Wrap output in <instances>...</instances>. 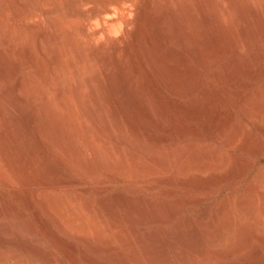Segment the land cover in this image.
<instances>
[{
    "label": "rangeland",
    "instance_id": "rangeland-1",
    "mask_svg": "<svg viewBox=\"0 0 264 264\" xmlns=\"http://www.w3.org/2000/svg\"><path fill=\"white\" fill-rule=\"evenodd\" d=\"M25 1H27L29 3H26ZM148 1L149 0H125L124 2H122V0H118V4L114 5L112 7L110 14L109 13L103 14V15L98 16L99 17L98 18V17H94L93 14L95 12H98L106 4V0H96V1L92 0L91 2H90V0L89 1L84 0V2H83V0H76V1H74V0L73 1L72 0H70V1L69 0H39V1H37V0H0V7H1L0 8V21H2L4 23V24L2 22L0 23V31H1L0 32V125L3 124V126H2L3 128L2 127H1L2 129L0 128V144H1L0 145V169L2 168L0 171V178H1L0 179V257H1L0 258V261H1L0 264H83L84 262H85L84 264H97V263L103 264V261L101 262L100 260H104L105 261L104 264H143V263L144 264H184V263L187 264L188 262L190 264H196L195 260H197V258L200 260V261H197V264H201V263L203 264L204 261H205L204 264H224L226 262L225 260H228V262L230 264H246V263L247 264H256L259 262V260H262V262H260V264H264V262H263L264 261V248H263L264 247V244H263L264 243V201H263L264 196L261 197V195H264V186H262V184L264 185V182H263L264 178H262V177H264V169L262 170V168H264V147H263L264 146L263 145L264 144V131H263L264 129H262V127H261L262 124H264V118H263L264 117V106H263L264 105V102H263L264 95H262V93H264V91L261 92V89L264 90V88H263L264 87V73H263L264 72V60H263L264 58H262V57H264V38H262V36L264 37V0H151V2L150 1L148 2ZM21 2H22V4H21ZM145 2H147V3H145ZM69 3H70V6H72V8L69 7ZM80 3H81V5H80ZM5 4H6V6H5ZM141 4L142 5L144 4V5L142 6ZM145 4H147L148 6ZM2 5H3L4 9H2L3 8ZM10 6H11V9H10ZM130 6H132V7H130ZM73 7L75 8V11H73L74 10ZM139 7H143V8H139ZM52 8H54V9L51 10ZM1 9L4 12H2ZM88 9H90V10L88 11ZM83 11H86L87 14L83 13ZM130 11H132L131 12L132 14L130 13ZM39 12H42V13L40 14ZM134 12L137 14H135ZM111 14H112V16H111ZM135 16H136V18H135ZM133 17L135 19H133ZM98 20H99V24L97 22ZM20 21H21V23H20ZM104 22H107V23H104ZM117 22H119V23H117ZM109 23H111V24H109ZM135 23L138 24V25L136 24L138 27L135 25V28L137 27L138 31L139 30L145 31V32L142 31L143 34H142V32H137V30L134 28ZM139 23H140V25H139ZM117 24H119V26H117ZM109 25H111V26H109ZM131 30H133L134 32L132 33ZM153 30H156L157 34ZM160 30H163L161 32H164V33H160ZM200 30L202 33L200 32ZM211 30L213 33L210 32ZM223 30H225V31H223ZM227 30H230L233 35L230 33V31L228 32ZM233 30H235L236 32L233 33ZM237 30H239V31H237ZM247 30L249 32L247 34L248 36L245 34V33H247ZM52 31H53V35L55 34L54 36L50 33ZM110 31H111V33H110ZM148 31L150 34L147 33V37H146V32H148ZM151 31L154 32L152 34V36H151ZM167 31L170 33L173 31H175V32L171 33L173 35H170V33H168L166 35ZM176 32L177 33L179 32V34H180V35L178 34L179 37L177 35V38L175 35ZM192 32H194V33H192ZM238 32H239V34H237ZM259 32L262 33V35L259 34ZM136 33L137 34L139 33V35H137ZM210 33L213 34L211 37L213 41L209 38L211 35ZM133 34H134L133 37L135 39L132 38ZM141 34L145 38L142 37ZM222 34L224 37L222 36ZM228 34H231L232 36L231 35L228 36ZM235 34L237 36L236 41L233 38V37L236 38ZM153 35L156 37V39L151 38V37H154ZM157 35L159 37H157ZM163 35H165L168 38L164 37ZM203 35H204L203 39H208L207 41L205 40L207 42V45H205L206 42L202 38L201 39L203 41L200 40V37H203ZM260 35H261V37H260ZM43 36L46 37V39H47L45 41V38H44V52L41 50V47H40V41L41 40H39V39H42ZM136 36L137 37L140 36L142 40L140 39V37L137 39ZM149 36H151V37H149ZM217 36L218 37L221 36V37L217 38ZM49 37H50V39H49ZM53 37L55 38L56 43H55ZM197 37H198V39H197ZM225 37L226 38L230 37V39L227 38V40H226ZM147 38H148V40L146 41ZM160 38L162 39V41ZM231 38L233 40H231ZM239 38H241V39H239ZM243 38L247 39V40L244 41ZM255 38H257V39H255ZM143 39L146 41L145 43L143 42ZM166 39H167V41H166ZM221 39H224V41L222 40V43H223L222 45L220 44ZM73 40H74V44L72 45L71 43L73 42ZM156 40H157V42H156ZM168 40L170 41V44L168 43L169 42ZM225 40H226V42H228L227 45H226ZM159 41H161L160 46L158 45L160 43ZM174 41L176 42V45L178 47L180 44V48H176L177 46L175 45ZM208 41L210 42V44H208L209 43ZM246 41L249 43H247ZM140 42H142L141 45H139ZM150 42L151 43L156 42L155 44L157 46L154 45V43L150 44ZM233 42H235L234 44H236V42L238 43L237 45H238L239 50H240V51H238V54L234 50L229 51V48L231 45H233ZM59 43H60V45H59ZM63 43H65V44H63ZM134 43H135V45H134ZM146 43H147V45L148 44L149 45L147 46ZM57 44H58V46H57ZM142 44H143V47H142ZM163 45H164V47H163ZM208 45H210L211 47L210 46L208 47ZM216 45L219 47H216ZM153 46H154V48H153ZM204 46L205 47L207 46V47L204 48ZM254 46H256V48H254ZM47 47L50 49H47ZM144 47H146V48H144ZM147 47L153 48V49L148 50ZM77 48H78V52L82 53V54H80V55L78 54V52L76 51ZM94 48H96V49H94ZM130 48H131V51H130ZM159 48H160V50H159ZM207 48H209V49H207ZM211 48H216V49L214 50ZM220 48L226 49L228 55L230 54L229 59H228V62L229 61L230 62L227 63L228 65H225L224 62H223L224 64L221 63L222 61H217V62L215 61L216 64H214V61L213 62L210 61L214 58L213 55H216L215 51L216 50L218 51ZM57 49H60L62 53L65 52L64 53L65 55H62V58H61V60L63 59L65 62L63 60L60 62L59 69L54 74L50 70V66H49L50 61L49 60L53 59L55 57V53H57V51H58ZM141 49L142 50L144 49V51H145V49H147V51H149V52L151 51V54H149L151 57L149 55H147L148 54L147 51H145L144 53H146V54H144ZM196 49L198 51H196ZM140 50H141V53H140ZM212 50L214 52H212ZM243 50L246 52L247 55L245 54V52H244V55L242 54ZM125 51H126V53H125ZM137 51H139V52H137ZM157 51L160 52L159 58L157 56L159 54ZM182 51H184V54H182V53L181 54L183 56L185 55L186 58L183 56H180L181 54L179 52H182ZM241 51H242V53H241ZM249 51H252V52H249ZM162 52H164V53H162ZM198 53H199V55H198ZM232 53H233V55H232ZM45 54H46V56H45ZM76 54H78L80 57ZM101 54L103 56H101ZM136 54L138 55V57ZM205 54L207 55V57L209 54H211V56L209 55L210 56L209 58H211V59L210 60L206 59L207 57H204V56H206ZM250 54H252V56L253 55H255V56L250 57ZM114 55H115V58H114ZM152 55L156 56V58H153ZM261 55H262V57H261ZM104 56H106L107 58ZM141 56H143V57L141 58ZM244 56H245V58H244ZM246 56H247V58H246ZM256 56H257V58H255ZM198 57L200 59L203 57V59H204L203 64H202V62H203L202 59L200 60ZM131 58L133 59V61L129 60ZM138 58H139V60L142 61L141 65H140L141 61L137 62ZM177 58H179V59H177ZM252 58H254V59H252ZM153 59H155V60L153 61ZM190 59L192 60V63L195 62L194 63L195 65L194 64L192 65ZM230 59L233 61H231ZM70 60L72 61V64L70 63ZM114 60H115L116 64L114 63ZM145 60H146V62H145ZM179 60H180V62H178ZM193 60H194V62H193ZM148 61H150V62L148 63ZM168 61H169V63H168ZM132 62H134V63L132 64ZM151 62H154V66H152L153 63H151ZM182 62H184V64ZM188 62L191 64H189ZM260 62H261L262 66L260 65ZM67 63H68V66L66 65ZM46 64L48 65V67ZM148 64H150V65L148 66ZM174 64H176V65H174ZM186 64L188 65V67ZM117 65H118V67L116 68ZM189 65H191V67H190L191 70L190 69L187 70L189 68ZM223 65H225V66H223ZM143 66H145V67H143ZM150 66L153 68H151ZM179 66L182 67L183 71L181 70V68ZM192 66H193V68H192ZM201 66H202V68H203V66L206 67L207 70H206V68H204L205 70L203 69V71H202ZM197 67H199V69H197ZM251 67H252L253 71L255 70L254 71L255 73L253 71H251L252 70ZM171 68H176L175 69L176 72H174L175 70L171 69ZM244 68H246V69H244ZM115 69H117V71L120 69L119 72L121 74L119 72H117ZM139 69H140V71H139ZM193 69H194V71H193ZM144 70L145 71L147 70V71L145 72ZM155 70L158 73H156ZM160 70H162V71L160 72ZM108 71H109V73H108ZM164 71L168 72L170 74V76L172 75L176 78L179 77L178 78L179 81L184 79V78H186L184 81H186V80L188 81L190 79L188 82L186 81V83H190V85L186 84V86H191V84L195 82L194 80L197 77L196 81H198L197 84H199V87L197 86L196 82H195L196 85L192 84L193 86H191V87H194V90L192 93L188 87H185L183 85V91L186 94L184 93V95H183L182 89H180L181 92L180 91L179 92L181 95H179V96H180L181 100H180V105H179L178 104L179 101L174 99V97H172V96L170 97L169 93L166 92V94H165V92L162 91L161 86L159 85V81H158L159 76L160 75L165 76L166 73H164ZM206 71L208 73L209 72L210 73L205 75ZM246 71L248 73L247 76H246ZM113 72H114V74H113ZM152 72H154L155 75ZM188 72H189V74H188ZM194 72H196L198 74L196 75V73H194ZM118 73L122 77L118 76L117 75ZM184 73L186 75H184ZM213 73H215V75ZM30 74H31V76H30ZM169 74H166V75H169ZM24 75H26V76H24ZM33 75H35L34 78H33ZM111 75L112 76L114 75L113 76L114 78ZM129 75H130V77H125V76H129ZM147 75L148 76L151 75V77L149 78ZM192 75H194L195 77ZM234 75H236V76H234ZM22 76H24V78H22V79H25V78L27 79L26 81L23 80L26 83V84L24 83L25 86L24 85L23 86L26 88L27 85H29L26 89L23 86H22V88H20L18 86L19 84L17 83V82H20L22 80V79H20V81L18 80ZM92 76H93V78H92ZM97 76L102 81H99V79H97ZM123 76L125 78H127V80L122 79ZM240 76H242V79L244 81L241 79ZM253 76L255 78H253ZM193 77H194V79H192L193 80L192 81L191 78H193ZM232 77H234V78H232ZM87 78H89V80L92 78L91 81L89 82V83H91L92 86H90V84L88 83L89 80ZM235 78H236V81L233 80ZM250 78H253V79L251 80ZM120 79H122V80L120 81ZM144 79H145V81H144ZM231 80H233V81H231ZM122 81H124L123 85H121ZM241 81H243V82H241ZM99 82H100V84H99ZM129 82H130V86L132 89L128 88V87H130ZM247 82L250 83L249 86H247L248 84L246 85ZM251 82H252V84H251ZM253 82H254V84H253ZM16 83H17V85H16ZM33 83L35 85H33ZM227 83H228V85H227ZM103 84H104V86H103ZM115 84L118 86L120 85L119 86L120 88L118 87V90H117V86ZM224 85H225V87H227V89L224 87ZM242 85H244V86H242ZM57 86H58V88H57ZM73 86H74L75 90L77 89L80 91V99L82 102L80 100H78L76 93H75V95L73 94L74 93ZM125 86L127 87V89H130V90H127L125 88ZM195 86L197 87L198 91H195L196 90ZM235 86H236V89H234ZM220 87H222V88H220ZM243 87H244V89H243ZM23 88H24V90H23ZM91 88L93 90L92 92H91ZM140 88H142L141 89L142 91H140ZM187 88H188V92H187ZM18 89L21 91V93H18V91H19ZM64 89H66V90H64ZM67 89H68V91H67ZM103 89H104V91H103ZM241 89H242V91H241ZM255 89H256V93H254V95H253V92H255L254 91ZM1 90L2 91L5 90V91L2 92ZM62 90H64L65 92ZM137 90H138V92H137ZM226 90H228V91H226ZM116 91L117 92L120 91L121 93H124L125 96L128 94V98L126 96V99H125V96L123 94L120 95L121 97L119 98V94H121L120 92L118 93V99L115 98V97H117ZM229 91H231V93ZM103 92H105L106 95ZM126 92H128V93H126ZM197 92H202L203 94L201 93V95L203 97L202 96L200 97V93H197ZM16 93L19 95L21 94L20 97L23 96L22 97L23 99H21L19 97V95H17ZM62 93H64V95L67 96L66 98L69 99V100H67L69 102L68 105L70 104L69 106H71L73 104L71 106V111L76 110L77 112L75 111V112H72V114H70L68 112L69 110H67L68 108L65 105L63 106L64 103H62L63 102L62 101L63 100ZM112 93H113V95H112ZM130 93H132V95H134V94L136 95V96H134V99H131V98H133V96H131ZM137 93H138V96H137ZM191 93H192V95H191ZM204 93H205V95H204ZM246 93L249 95L246 96ZM94 94L98 95L99 97L101 96L100 97V102H101L100 106L97 105L95 98H93ZM197 94H198V96H197ZM208 94L210 97L207 96ZM231 94H232V96H231ZM255 94H257V95H255ZM1 95L3 96V98ZM102 95L103 96L105 95L108 99H106L105 96L103 99ZM164 95L167 96L168 99ZM261 95L263 97H261ZM185 96H187V97H185ZM190 96H192V97L190 98ZM204 96L206 97V99ZM182 97L185 98V101ZM213 97H215V98H213ZM195 98L198 101L195 100ZM232 98H233V100L235 98L234 101L236 104L234 103V101H232ZM257 98H259V99H257ZM119 99L123 100L124 103H122V101H120ZM216 99H217V101H216ZM238 99L240 102H237ZM253 99L255 100V102ZM256 99L258 100L259 104L257 103ZM260 99H261V101H260ZM108 100H110V103L108 102ZM130 100H131V102H130ZM137 100H138V102H136ZM7 101L10 103V105H8L9 103ZM174 101H176V102L174 103ZM192 101H193V103H192ZM229 101H231V102L229 103ZM79 102H81V104H83V105H80L82 107H79V104H80ZM45 103H47V104H45ZM128 103L130 105H128ZM142 103L144 106H142V108H141ZM186 103H188V104H186ZM200 103H202V104H200ZM238 103H241V104H238ZM24 104H26V105H24ZM38 104H40V105H38ZM42 104H43V106H42ZM110 104H112V105H110ZM122 104H123V106L125 105L126 108L121 107ZM135 104H138V105H135ZM252 104H254V105H252ZM12 105H13V107H15L14 110H13ZM87 105H88V107H87ZM119 105L121 108L118 107ZM235 105H237V106H235ZM241 105H242V107H241ZM243 105H245L247 107L245 108V106H243ZM250 105H252V106H250ZM260 105H262L263 107L260 108L261 107ZM47 106L49 109L45 112V110L47 109ZM83 106L86 108L87 111H90V109H92V111L94 110V112L97 115V122L94 123L96 125H94L93 120L85 114V112H84L85 108H83ZM136 106H140V108L136 107ZM174 106H177V107H174ZM179 106H181V108ZM184 106H185V110L183 108ZM8 107H9V109H8ZM29 107L34 112L30 111L31 109H29ZM132 107L134 108L133 110H132ZM199 107L201 110L199 109ZM23 108H26V109H23ZM35 108H38V109H35ZM50 108H52V109H50ZM113 108H114L115 114L114 113L112 114ZM122 108H124V109H122ZM241 108H243L244 110H241ZM125 109H127L126 111H128V112H130L132 110L130 113V115L131 114L132 115L129 116V113L126 111L122 112V110H125ZM140 109H141V111H140ZM206 109H208V111H207L208 113L206 112ZM249 109L250 110L252 109L251 110L252 112ZM15 110H17L18 113ZM20 110H21V112H20ZM24 110H28L29 112L26 111V113H22ZM35 110L37 112L39 111L38 117L36 116L38 114L36 113ZM42 110H44V111H42ZM50 110H52V111H50ZM100 110L104 111V113ZM181 110H183L185 112L184 113V115L186 114L185 117L183 116V111H181ZM133 111L135 114L133 113ZM177 111H179V112L177 113ZM187 111L189 113H186ZM194 111L196 113V116L194 115L195 114ZM201 111H202V113H201ZM245 111L247 112V114L249 113L252 115L248 114V116H247V114L244 113ZM42 112H43V114H42ZM47 112H49V113H47ZM51 112H53L52 114L54 116L56 115L55 117H53L55 120L52 118ZM197 112H200L201 115H200V113H197ZM223 112H226V113H223ZM261 112H263V115H260ZM10 113L11 114L14 113V114L10 117V115H9ZM32 113L33 114L35 113V114L33 115ZM73 113L75 115H73ZM209 113L211 115H208ZM220 113H222L221 115H224L223 116L224 119H226V116H227L226 121L224 119H222V116H220ZM24 114L28 115L27 117H29V118H31V117L33 118V119L32 118L31 119L34 121V123L37 124L36 130L40 131V134L44 133L43 136L45 138L47 137V139L49 141L52 140V143L50 141V143L52 144L51 150L53 149V147L54 148L57 147L60 149V146H62L61 149L60 150H58L57 148H56V150L53 149V151L50 152V155L48 154L49 152H45V150H43V148L40 147L41 145H39L40 143L38 142L36 136L34 135V133L31 130V128H28V126L26 125V123L24 121L26 116ZM30 114H32V115H30ZM50 114H51V116H50ZM59 114H61V115L59 116ZM67 114H69L70 116H68ZM103 114H104V116H103ZM143 114H145V115H143ZM202 114H205L207 116L204 115L202 117ZM14 115L15 116L17 115V116L14 117ZM111 115H115V117L111 116ZM151 115H152V117H151ZM190 115L193 116V119H194V117L198 118L200 115L199 118L202 117V119L201 120L200 119L199 120L194 119V121H195L194 122L191 119ZM49 116L51 119L49 118ZM125 116H127L126 118L128 120H126ZM135 116H136V118H135ZM211 116H212V118H211ZM232 116H234V117H232ZM147 117H149V118L147 119ZM16 118H17V121H16ZM38 118H40V119H38ZM56 118H58V119L56 120ZM70 118H72V119H70ZM145 118H146V121H145ZM152 118L155 120V122L158 120L160 127H159V125H157V122L155 123L153 121ZM182 118H184V119H182ZM217 118L218 119L221 118L220 121ZM228 118L232 119L234 122H232ZM19 119H21L22 122H20L21 120H19ZM210 119H212V123L210 122ZM214 119H216V121ZM260 119H262V121H260ZM6 120H8V122ZM18 120H19V122H18ZM39 120L40 121L42 120L41 121L42 123ZM73 120L75 121L76 124H78L77 125L78 127L76 125L75 126L72 125V123L75 124ZM117 120L120 123L121 129L120 128L118 129L114 126L113 131H112L113 134L111 133L112 135H114V136H112V138L114 137L112 140L110 137L111 136L110 133L103 132L102 130H99V128L101 129V126H103L106 122H109L110 124L113 123L115 125ZM178 120L180 123L177 122ZM184 120H186L184 123L185 126L183 125ZM202 120H204V122ZM56 121L60 122V124H61L60 131H57L59 129L56 127V125H54V124H56ZM112 121H114V122H112ZM198 121H201L202 123L201 122L200 123L202 125H200ZM217 121H219L221 123H219ZM229 121H231V123H233V124H230ZM5 122H6V124H5ZM149 122H151V123H149ZM222 122L225 124L228 123L227 126L224 125ZM255 122H256V124H255ZM7 123L10 124L8 127L6 126ZM24 123H25L24 126H27V129H30V130H27L28 132L23 130V128L26 129V127H24L22 125ZM186 123H188V124H186ZM208 123H209V125H208ZM52 124L54 125V127H56L55 129H54V127L51 126ZM153 124L156 126L153 127ZM190 124H191V126H190ZM211 124L213 125V127ZM217 124H218V126L222 125L224 127H222V126L218 127ZM41 125H44V127H42ZM84 125H85V127H84ZM99 125H101V126H99ZM204 125H205V127H204ZM229 125H231V126H229ZM232 125H235V126H232ZM163 126L169 127V129L168 128L166 129ZM172 126H174V127L177 126L176 128L178 129V131L180 130L179 133H176L177 132L176 129ZM189 126L193 127V128H189ZM194 126L198 128L200 133H196V132H198V130L197 129L195 130ZM240 126H242V127H240ZM74 127H76L77 130ZM161 127H163V128H161ZM171 127L173 128V130L170 129ZM202 127H203V130H205V131L202 130ZM41 128L42 129L45 128V129L42 130ZM222 128H224V129H222ZM231 128H233L234 131H232ZM260 128L262 129L261 130L262 132L260 131ZM9 129L10 130L12 129L14 132L12 130L10 131ZM64 129L67 132H65ZM165 129L167 132L164 131ZM192 129H193V134H192ZM229 129L231 131L230 134H229ZM240 129L242 130L241 133H240ZM8 130L10 131V133H8L9 132ZM15 130H17L16 131L17 134L15 133ZM79 130H82V131H79ZM85 130L87 131V133ZM98 130L101 132L99 133ZM170 130L174 131L176 134L171 132ZM246 130H248V131H246ZM250 130H252L253 133L250 132ZM5 131L7 133H5ZM18 131L20 134L18 133ZM83 131H85L86 134ZM206 131L208 133H206ZM238 131H239V133H238ZM47 132H49V133H47ZM68 132L72 138V141L74 142L72 145H74L75 148L72 147L71 144H67V143H70L69 136L67 135ZM80 132L84 133L85 135H83V134L81 135ZM221 132L224 133L223 136H222V134H220ZM226 132L228 133V135ZM31 133H33V134H31ZM56 133H59V134H56ZM118 133H120V135L123 134L126 137V139H129V140L131 139L133 142L130 140V143L134 144L133 145L134 148L132 146L129 147V145H131L129 143H124V144L118 143L117 141H119V137H120V135ZM245 133H246V136L248 135L247 138L245 137ZM5 134H6V136H5ZM45 134H47V136ZM162 134H163V137L166 138L165 141L163 140ZM177 134H179L180 137ZM249 134H250V136H249ZM18 135H19V138H18ZM59 135H60L61 140L58 139ZM219 135H221V136H219ZM236 135H237V138H234V137H236ZM28 136L31 138H29ZM50 136H51V138H50ZM127 136H128V138H127ZM230 136H232V137H230ZM239 136L242 137V139ZM253 136H254V139L251 138ZM256 136H258V138L260 140H262V142L258 138H257L258 139V142H257ZM34 137H35V140H34ZM53 137L54 138L57 137V139L56 138L53 139ZM85 137H86V139H85ZM136 137L138 140L136 139ZM219 137H222V138L225 137V138H223L222 139L223 141H221L219 139ZM226 137L228 138L227 141H226ZM243 137H244V139H243ZM12 138H15V139L12 140ZM87 138H89V140L91 142L93 141L94 144H92L90 141H88ZM177 138H179V139H177ZM217 138H218V140H217ZM19 139H20V141H17V143L14 142L15 140H19ZM22 139L23 140L25 139L24 142ZM32 139L34 140L33 143L31 142ZM53 140H55V141L57 140V141L55 142ZM114 140H116V141H114ZM233 140L235 142H233ZM239 140H241L242 142ZM59 141H62L65 144V146L63 147L64 144L62 145V142L59 143ZM87 141L90 142V144ZM138 141L140 142V144L142 143L143 146H144V144L149 145V146H144L143 147L144 151H142V147H141L142 145L140 146ZM209 141H210V143H209ZM18 142H20V145H22V146L23 145L27 146V148L24 146H23V148H22V146L19 147L20 145ZM192 142H194V143H192ZM196 142H197V144H195ZM200 142H202V143H200ZM238 142H241V143H238ZM244 142H246V143H244ZM7 143H8V145L9 144L12 145V147L14 149L10 145L8 146ZM21 143H23V144H21ZM53 143H55V145ZM105 143H108V145L110 146L109 151L106 150L105 145H104ZM186 143L187 144L188 143L193 144V145L190 144V146H192L193 148H190L189 144H188V147H186ZM258 143L261 145H259ZM3 144L5 147L3 146ZM34 144L37 146V148H36V146H33ZM91 144H92V147H91ZM114 144H116V146H113ZM199 144H200V147H199ZM212 144H213V146H212ZM242 145L244 146L245 149L248 148L249 151L244 150ZM253 145H254V147H253ZM7 146H8V148L10 147L11 150H10V148L8 149ZM93 146L99 150L98 154L94 153L98 150L92 149V148H94ZM201 146L202 147L204 146L203 148L205 150L203 148H201ZM209 146H212V147H209ZM250 146H251V148H250ZM147 147H149V148L151 147V148L147 149ZM24 148H26V149H24ZM62 148L63 149L66 148V149H64V151H63ZM194 148H195V150L197 149L195 152L198 153L199 157H202L204 155L202 158L205 157V159H202V158L199 159V157L196 155L197 153L194 152ZM256 148H258V149H256ZM20 149H21V151H20L21 153H18ZM146 149H147V151H146ZM201 149H203V150H201ZM251 149H252V151H251ZM253 149H254V151H253ZM14 150L15 151L18 150L17 154H19V156L16 154V152ZM153 150L157 151L158 153L157 152L153 153L154 152ZM183 150H187V151H183ZM198 150H199V152H198ZM207 150L209 152L204 153V151H207ZM210 150H212L211 151L212 153H210ZM9 151H12V152H9ZM23 151H24V153H23L24 156L22 154ZM4 152H6V153H4ZM13 152L15 155L12 154ZM25 152L26 153L29 152V153L26 154ZM65 152H68L69 154L66 153V155H65L64 154ZM120 152L122 153L123 156L121 155ZM143 152L147 153L146 154L147 156ZM183 152H186V153H183ZM57 153H59V155ZM73 153H75V155ZM80 153H81V155H80ZM188 153L189 154L193 153V155L190 156ZM208 153H209V156L206 155ZM215 153H217V154H215ZM10 154H12V155H10ZM76 154H77V157H76ZM182 154H184V155H182ZM186 154H188L189 157ZM194 154H195V156H194ZM210 154H211V156H213V154H215L213 157L214 161H213V159H211ZM67 155H68V157L71 158V160H70V158L67 157ZM157 155H160L161 157L157 156ZM163 155H164V157H162ZM216 155H220V156L217 157ZM130 156L132 159L130 158ZM183 156H184V158H186V157L188 158V159H186V160H188V162L185 159H183ZM8 157L10 160H8ZM73 157L74 158L76 157V158L73 159ZM112 157H114V158H112ZM194 157H195V159H194ZM88 158H89V160H88ZM95 158H96V160H95ZM157 158H160V160ZM192 158H193V161L195 160L199 163L198 164L197 162L194 161L195 166H196L195 168H197V169L200 168V166H197V165H201L202 163L206 162V160H207L206 158H209L208 160L211 159L213 161V162L210 161V164L212 163L211 164L212 167L210 169H208L206 172V173L210 174L209 178L206 177V176H209L208 174L205 173L206 175L203 174L204 176L202 177V173L200 170H199L200 171L199 172L196 169L197 170V173H196V171L190 167V165L194 166V163L192 164V162H193ZM196 158L199 161L196 160ZM217 158H221V159L223 158L224 162L219 163L220 164L219 165L218 162L221 159H219V161L216 162L215 160H218ZM12 159H13V161H11ZM17 159H19L18 161L22 164L17 163ZM25 159H26V162H25ZM53 159H54V161H53ZM62 159H64V160L67 159L71 162H73V160H74V163H75L74 165H77V166H75L74 170L72 171V170L68 169L67 166L64 165L63 162H65V161L64 160L62 161ZM76 159H78V161ZM103 159H104V161H103ZM90 160H94L95 162H97V166L99 168L97 169L98 173L96 172L95 175L99 176V178L98 177L95 178L94 176L90 175L89 168H88V165L86 163ZM97 160H99V161H97ZM116 160H119V163H120V161L126 162L128 167H129V170L132 168L134 169V170L133 169L131 170L134 173L133 176H131L132 172L128 171V169L124 172V174H126L129 178L132 177L131 182L126 181V180H128V177L125 176L124 174H122L123 177H120V179H119V177H118L119 171L115 170V169H117L116 165L118 162ZM132 160H134V162ZM157 160H159L158 163L163 165L162 167L161 166L159 167L158 163H156ZM200 160L201 161L205 160V161L200 162ZM10 161L12 162V164ZM108 161H109V163H108ZM150 161H152L153 163ZM184 161H185V164L187 163L186 167L183 164ZM226 161L227 162L229 161L228 162L229 164ZM249 161H250V163H249ZM104 162H106V163L103 164ZM136 162H138L143 167L142 170H144V172H145V170H147L146 172L149 173L148 171L150 170L151 174L146 175L147 173L145 174L144 172H140L138 170V168L135 167ZM176 162H179V163H176ZM76 163H78V164H76ZM110 163H113V164H110ZM114 163L116 164L115 167H114ZM196 163H197V165H196ZM246 163L250 164V166H248V164H246ZM79 164H81V165H79ZM151 164L152 165L154 164L153 165L154 167ZM181 164H182V166H184L183 168H182ZM210 164L208 167L211 166ZM213 164L215 165L214 167L216 170H213L214 169ZM233 164H234V166H233ZM239 164H241V165L244 164L243 166L245 168L246 167L247 168L245 169L244 167H242ZM82 165H83V167H82ZM109 165H111V167L113 166L115 169L108 167ZM131 165H133V167H131ZM145 165H147V167ZM149 165H151V166H149ZM260 165L262 166L261 169H260ZM18 166L20 167V169H17V168H19ZM48 166H50V168ZM255 166L256 167L259 166V167L256 168ZM23 167H26L27 170ZM78 167L80 168V170H78L79 169ZM103 167L106 169H103ZM174 167H176V168L181 167L182 170L184 169L186 171L180 170L181 173L180 172L178 173L179 168L175 169ZM218 167H219V169H218ZM239 167L240 168L242 167V169L239 170L240 169ZM48 168H49V170H48ZM147 168H150V169L148 170ZM221 168L222 169L225 168V169L222 170ZM153 169L154 170L156 169V171H154ZM173 169H175V170H173ZM232 169L235 171H233ZM5 170H6V172H4ZM16 170H17V172H16ZM82 170L84 172H81ZM171 170H173L174 172ZM209 170H211L210 171L211 173L209 172ZM226 170H228L227 173H226ZM257 170H258V172H257ZM259 170H261L260 171L261 173L259 172ZM19 171L21 173H19ZM42 171H43V173H42ZM77 171H79L78 172L79 174H80V172H81V174L83 173V175L87 174V175H85L87 178H85L81 174H80V176H81L80 177L77 174ZM104 171H106L107 174ZM162 171L165 174L168 173L167 176L165 174H163ZM214 171H216L217 173L216 172L214 173ZM219 171L221 173L224 171V173H226V174H224V173L221 174ZM229 171H230V173H229ZM242 171H243V173H242ZM1 172L2 173L4 172L3 173L4 175H2ZM29 172H30V174H29ZM37 172L39 173L41 179H43V177L47 178V175H48L49 176L47 178L48 180L46 178H44L45 181H43L44 179L41 181L39 175H37L38 174ZM108 172H109L110 176H109ZM136 172L140 173L139 174L140 176ZM155 172H157V173L155 174ZM184 172H185V175H184ZM218 172H219V174H218ZM256 172L259 173L260 175L255 176L257 174ZM66 173H69V174H66ZM141 173H143L144 175ZM171 173L173 174V176ZM232 173H234V174H232ZM17 174H19V177H17L18 176ZM63 174H66L68 176L63 175ZM88 174L90 175V177ZM116 174L118 176H116ZM161 174H162L163 178H161L162 177ZM170 174L173 177V180H172V177L169 176ZM5 175H7V176H5ZM15 175H17V176L15 177ZM21 175H23V176H21ZM31 175H32V177H31ZM137 175H138V178H135V176H137ZM175 175L178 177V179H176L177 177ZM195 175H197V176L200 175L201 177L200 176H198V177H200L201 179L196 178L197 179L196 180L195 177H197V176H195ZM217 175H219L221 177L218 176V178H216L215 176H217ZM224 175H226V176H224ZM111 176H113L114 179ZM115 176H116V178H115ZM143 176L145 179L143 178ZM153 176H154V178H153ZM164 176H166V177H164ZM211 176L213 177L214 180L212 179ZM6 177H9L10 179L8 178V180H7ZM21 177L22 178L24 177V178L20 179ZM74 177L81 178L82 181L85 182L84 185L85 184L88 185L87 187L85 185L86 190L81 191V187L75 183L73 184V186L71 185L72 183L67 186L66 180H68V183H69L72 181V179ZM192 177H193V179H192ZM225 177H227V178L225 179ZM256 177L261 178V179H256L257 182H261V183L257 184L256 180L253 181V179ZM25 178H28V179L25 180ZM62 178L65 179V180L63 179L65 181V183H63L64 181H62ZM94 178H95V180H94ZM123 178L124 179L127 178V179L124 181ZM169 178H170V180H169ZM101 179H102V182H100ZM166 179H167V181H166ZM190 179H192L193 181ZM202 179L205 180V181H203L204 183L200 182V181H202ZM211 179L213 180L212 182L214 184L211 183ZM21 180H23V181L25 180L27 183L23 182ZM69 180H71V181H69ZM91 180L92 181L94 180L93 182H95V183H92ZM206 180H209V181H206ZM260 180H262V181H260ZM13 181H16L15 183H13L14 185L12 184ZM28 181H30V182H28ZM191 181H192V183H191ZM19 182H20L19 186H21V187L18 186ZM103 182H105L104 185H103ZM106 182H108V183H106ZM197 182H199V183H197ZM205 182L206 183L208 182V183L205 184ZM22 183H23V186H22ZM25 183H26V185L28 184L27 187H26ZM90 183L95 184V185H92ZM99 183H101V184H99ZM187 183L189 185H184ZM252 183L255 184L256 186L260 185L259 188L257 187L258 190L256 189V186H254ZM35 184H36V187L33 186ZM61 184H64L65 186L61 185ZM204 184L207 185L208 187L205 186ZM251 184L253 185V187H251L252 186ZM6 185L8 188H6ZM74 185H77L76 186L77 188H75ZM100 185L103 187V189L100 190V193H102V194H100L99 190L97 189L98 187H100ZM193 185H195V186L197 185L198 187L197 186L194 187ZM202 185L205 188H203ZM29 186L31 188H29ZM40 186H41V188L43 187V189L44 188L46 189V190L45 189L43 190L40 188L45 193V194H43L44 197H47V199H49V201H51V202H53V200H54V202H56V200L58 201L56 204L53 202L55 208H56V206L58 208H61V209L64 208L63 210H61L62 211L61 215H63V220L64 219L66 220L65 223H66V225H68V226H66L67 228L66 227L61 228L58 225H56L57 223H55L52 219H49L51 217L49 216L48 212L46 211V209L43 205L44 203L42 202V204H41L40 201H37L36 199L31 197V196H33V194H35V191H36V193H38V190H40L38 188ZM48 186H49V188H48ZM62 186H64V187H62ZM261 186L263 187V189H261ZM107 187H109V188H107ZM13 188H14V190H11ZM26 188H28L29 191H28V189L26 190ZM32 188L38 189V190H34ZM51 188H54V189H51ZM254 188L257 191L254 190ZM17 189H18V191H17ZM87 189L88 190L90 189L88 191L89 194H87ZM31 190H33L34 193ZM41 190L39 191V193L42 194ZM95 190H97L96 194H95ZM251 190L253 191V193ZM13 191H14V193H13ZM22 191H23V193H22ZM63 191H64V193H63ZM16 193H18L19 197L17 196ZM21 193L23 194L24 198H23ZM29 193H32V194L30 195ZM75 193H78V194H75ZM24 194L25 195L27 194L29 196V198H27L28 200L26 199V197H28V196H25ZM46 194H47V196H46ZM110 194L111 195L113 194L112 195L113 198L119 197L121 200H123V201L125 200L122 204L123 206L122 205L121 206L120 205L115 206L114 215L112 212H109V210H106L107 208L104 209L105 206H103V204L101 203V200H99V198L102 199L104 197L105 198H112ZM115 194L117 197L115 196ZM118 194H121V196ZM20 195L22 196V198ZM55 195H58L57 196L58 198L55 197ZM76 195L77 196L80 195V197L78 198V197H76ZM106 195L110 196V197H107ZM127 196L129 199L126 198ZM249 196L250 197L256 196L255 199L256 198H258V199L252 200V198H250ZM59 197H60V199H59ZM70 197H72V198H70ZM73 197L76 199V201ZM122 197H123V199H122ZM248 197L250 198L249 199L250 201L248 200ZM30 198H32L33 203H32ZM69 198L71 200H69ZM29 199H30L31 203L29 202ZM96 199H98V200H96ZM243 199H245V200H243ZM246 199H247V201H246ZM26 200H27V202H26ZM129 200L131 201L132 204L130 203ZM240 200L242 201V203H244V204H242L243 206L241 205ZM65 201H66V204H65ZM71 201H73V202H71ZM98 201L102 205L100 203H97ZM67 202H68V205L70 204V206H69L70 211L75 207V205L77 206L74 208V210L71 211V213H73L75 211L74 214L76 217H78V219L75 222H72L71 224L67 221L72 216V214L69 215L70 211H68L69 207L67 206ZM84 202L87 204V205H83L84 209H86L88 207L87 210H84L82 208V203L85 204ZM259 202L262 204H260ZM27 203H28V205H27ZM90 203H92V204H90ZM96 203H97V208H96ZM137 203H139V204H137ZM154 203L158 204V205H155ZM256 203L259 204L258 205L259 208H258V206H256L257 209H255L256 208L255 205H257ZM32 204H33V207H32ZM135 204H137V206ZM142 204H144V205H142ZM246 204H248V205H246ZM89 205H91V206H89ZM244 205H246L247 207ZM38 206H39V208H38ZM152 206H153V208H155L154 212H152L153 211ZM90 207H91V210H90L91 213L89 212ZM98 207H102V208L99 209ZM140 207H141V209H140ZM35 208L37 210L39 209L40 211H37ZM171 208L174 210L172 211ZM252 208H253V210H252ZM29 209H31V210H29ZM78 209H80V212L82 213L81 215L80 214L77 215L78 213H80L78 211ZM145 209H147V210L145 211ZM202 209L204 212H206V214H204V212L201 211ZM205 209H207V210L205 211ZM97 210H98V212H97ZM104 210L108 211V212L105 211L107 215H105ZM143 210H144V212H143ZM164 210H165V212H164ZM240 210H243V211H241L242 214H239ZM246 210L247 211L249 210L251 213H249V214L245 213ZM92 211H93V214L96 215L97 217L94 216L95 217L94 218L93 216L90 215V214H92ZM128 211H131V212H129L130 215H129ZM135 211H137V212H135ZM141 211L143 212V214H145V215H143L145 218L142 216ZM255 211H256V213H255ZM36 212L37 213L40 212L41 214L38 213V215H36L37 214ZM43 212H44V214H43ZM65 212H67V214ZM87 212H89V213L87 214ZM150 212L152 213V215L156 213L157 215L156 214L155 215L157 217L155 215H153L151 217ZM157 212L158 213L161 212V213L158 214ZM243 212H244V214H243ZM64 213H65V218H64ZM97 213L99 216L97 215ZM139 213L141 215H139V217H138L137 214H139ZM224 213L226 216H224ZM231 213H234V214H232L233 217H232V215H230ZM39 214L45 218L41 217ZM219 214H221V215H219ZM253 214H255V215H253ZM84 215H86L85 218H83ZM110 215H112V216H110ZM128 215L130 217H128ZM163 215H165V216H163ZM203 215H204V217H203ZM228 216L230 219H227ZM240 216L244 218V220H245L244 222ZM98 217H100V218L103 217L101 219L105 220L106 223L105 222L103 223V221ZM141 217H142V219L140 220ZM155 217L157 218V220ZM224 217L226 218V222L223 221V223L221 224L222 220L225 219ZM245 217H246V219H245ZM42 218H43V220H42ZM90 218H92L93 220H95L97 218L96 220H98V221H93ZM115 218L117 221L114 220ZM143 218H144V220H143ZM153 218H155L154 219L155 221L154 220L152 221ZM234 218L236 219L235 222L238 221L237 224H235V222L233 221ZM247 218L249 220H247ZM82 219L84 220V223H83ZM145 219L149 220L150 222H148V221L146 222ZM128 220H130V221H128ZM228 220L230 223L232 222L231 224L229 223L230 227H231L230 230H228L229 226H227ZM39 221H41V222H39ZM45 221H47L48 223ZM142 221L145 225L142 223ZM248 221H249V223H248ZM81 222H82V224H81ZM95 222H98L99 225H97L98 223L95 224ZM218 222H220L221 226ZM46 223H47V225H45ZM92 223H93V226L97 225L98 227L93 228ZM1 224H3V225H1ZM104 224H106L107 226ZM225 224H226V227H225ZM232 224L233 225L235 224L234 227ZM238 224L240 225L239 227H238ZM27 225L29 227H27ZM42 225L46 226V227L49 226L51 232L53 229L55 232L51 233L50 230H48L49 227H48V229H46V227L44 228ZM76 225H79V227L77 226L78 227L77 228ZM111 225L112 226L114 225V226L112 227ZM222 225L226 229L224 227H222ZM236 225H237V227H236ZM241 225H243V226H241ZM51 226H52V228H51ZM73 226H74L75 230H74ZM81 226H83V228H81ZM4 227H6V228H4ZM53 227H56V228H53ZM159 227H162V228H159ZM243 227H245V228H243ZM88 228H89V230H88ZM105 228H107V230L104 231V233H103L102 231ZM181 228H183L184 230L182 231ZM67 229H70V230H67ZM80 229H82V230L80 231ZM95 229H97V232H95ZM143 229H146L147 231L143 230ZM170 229H172L171 230L172 232L169 231ZM218 229L219 230L224 229L225 232L223 230L219 231ZM8 230L11 231V234L9 233ZM98 230H100V231H98ZM216 230H218V231H216ZM69 231H72V233H70ZM86 231H87V233H84ZM108 231H110V232H108ZM148 231H149V233H147ZM176 231L179 234H177ZM78 232H80L82 236L80 237V235H79L77 238L76 235ZM100 232H102V234ZM150 232H151V234H150ZM216 232H217L218 236L216 235ZM218 232L219 233L223 232L224 234H227V236L229 238L222 233V235L225 237L224 239H226L227 241L224 240L222 238L223 236L221 237V235ZM16 233L18 234V236L21 235L20 238L23 239V241L21 239H19V237L17 236ZM73 233L75 234V236ZM80 233H78V234H80ZM90 233L92 235L91 239L89 236ZM123 233H124V235H121ZM170 233H171V235H170ZM175 233L177 235L176 238H175V236H176ZM184 233L186 234L185 236H183ZM229 233L233 235L232 239L230 238L231 235H229ZM100 234L103 236H100ZM84 235L85 236L87 235L91 241L90 242L87 241L83 237ZM117 235H118V237H117ZM120 235L122 236V238ZM178 235H180V236H178ZM214 235L217 236V237L215 236V239H213L215 241H213L211 239V238H214L213 237ZM9 236L12 237L13 239L9 238ZM60 236L61 237L66 236L64 238H66L65 240H67V241H61V240H64V238H61ZM95 236H96V238H95ZM171 236H173V237H171ZM31 238L33 239L32 241L30 240ZM118 238L120 241L118 240ZM76 239L78 242H75ZM104 239L106 240L107 243L104 242L105 241ZM123 239H126V241H124ZM142 239H144V240H142ZM221 239L223 240V242L220 241ZM229 239H231V240H229ZM13 240L15 243L13 242ZM34 240L35 241L40 240L39 241L40 243L37 241L38 244H36V242ZM154 240H156V242L158 241L160 245H158V242L157 243L155 242V244H154V242H153ZM174 240H176V241H174ZM182 240L184 243L182 242ZM186 240H188V241H186ZM141 241L142 242L145 241V242H143L144 244ZM177 241H179V242H177ZM224 241L227 243L223 244ZM228 241H229V244H228ZM232 241H234V242L232 243ZM102 242L104 243V245H102L103 244ZM110 242H113L114 244H112ZM131 242H132V244H131ZM28 243H30V244H28ZM33 243H34V245H33ZM72 243H73V245H75L74 246L75 248L73 247V245H71ZM80 243H82V244H80ZM88 243H90V245ZM234 243L235 244L237 243L236 247L234 246ZM240 243H242V244L240 245ZM9 244H11V245H9ZM35 244H36V246H35ZM84 244H86V246ZM105 244H108L107 245L108 248ZM196 244H197V246H196ZM206 244H211V245L208 246ZM23 245H25V247ZM31 245H32V247H31ZM110 245L112 246V248ZM228 245H229V247H228ZM239 245H240V247L244 246L243 247L244 249H241L242 247L240 248ZM262 245H263V247H262ZM28 246L31 249H29ZM79 246H81V247H79ZM101 246L102 247L104 246V247L102 248ZM186 246L189 249H187ZM211 246H213V248ZM33 247L36 249L32 250ZM42 247H43V249H42ZM46 247H48L49 249ZM67 247H69V248H67ZM98 247L102 248V251L101 250L98 251V255H97L96 251L99 250ZM209 247H211L212 249ZM216 247H220L221 249L218 248V250H217ZM24 248L26 251L24 250ZM105 248H106V250H105ZM135 248L137 251L135 250ZM153 248H154V250H153ZM237 248H239V251ZM254 248L256 250L258 249L257 252H253V251H255ZM71 249L73 250V252L75 254L72 252ZM87 249H88V251H90V254L96 252L97 257L94 253V254H92L94 256L93 257L91 256L93 259L90 260V257L88 258L87 255H85V254H89V252H87ZM94 249L95 250L97 249V250L95 251ZM149 249H150V251H149ZM158 249H160V250H158ZM161 249H163V251ZM28 250H31V251H28ZM68 250L71 252H69ZM76 250L78 251V253H76L77 252ZM227 250H229V251H227ZM44 251H46V255H43V254H45ZM83 251L84 252L86 251V253H84ZM188 251H189V253H187ZM240 251L242 254H240ZM135 252L139 253V254H137L135 256L134 255ZM191 252L194 254L195 259H193L192 254H190ZM230 252H235L236 254L234 253L235 254L234 255ZM71 253L73 254V256ZM83 253H84V255L82 256ZM99 253H101L100 255L102 257H99ZM110 253L114 254V255L112 256ZM256 253H258L259 255ZM106 254H108V255H106ZM115 254H116V256L118 254V257L119 256L120 257L116 258ZM180 254H181V256H180ZM227 254H228V256H227ZM121 255H124V256H121ZM163 255H164V257H162ZM182 255H183V257H182ZM6 256H9V257H6ZM76 256H78V257L76 258ZM104 256H109V257L111 256L112 259L109 257L105 258ZM195 256H197V258ZM225 256H226V258H224ZM229 256H231V257H229ZM236 256L237 257L239 256V257L237 258ZM252 256H253V259L251 258ZM4 257H6L7 260H4L5 259ZM79 257L82 259L81 261H80ZM83 257H86V259H83ZM113 257H114V259H113ZM121 257H123V258H121ZM206 257H208L211 260V263H209L210 260H208ZM232 257H233V260H231ZM240 257L244 258V260L246 259L247 261L246 260L244 261ZM10 258H13V259H10ZM22 258H23V260L24 259L25 260L23 261ZM28 258H29V260H28ZM98 258H105V259L99 260ZM204 258H206V260ZM8 259H9V262H8ZM221 259H223V262L224 261L225 262L222 263ZM19 260L21 263L19 262ZM87 260H89V261L87 262ZM186 260H188V261H186ZM229 260H231V261H229ZM251 260L252 261L254 260L253 261L254 263ZM95 261H97V263ZM141 261H143V263ZM191 261H192V263H191ZM236 261H237V263H236ZM76 262H78V263H76ZM137 262H139V263H137ZM228 262L226 264H229Z\"/></svg>",
    "mask_w": 264,
    "mask_h": 264
},
{
    "label": "bare ground",
    "instance_id": "bare-ground-1",
    "mask_svg": "<svg viewBox=\"0 0 264 264\" xmlns=\"http://www.w3.org/2000/svg\"><path fill=\"white\" fill-rule=\"evenodd\" d=\"M37 1H39V0H37ZM69 1H70V0H69ZM72 1H73V0H72ZM74 1H76V0H74ZM87 1H89V0H87ZM91 1H92V0H90V2H91ZM95 1H96V0H95ZM124 1H125V0H122V2H124ZM149 1L151 2V0H149ZM149 1H148V2H149ZM25 2H26V3H29V2H27V1H25ZM31 2H32V1H31ZM83 2H84V0H83ZM100 2H101V1H100ZM23 3H24V2H23ZM73 3H74V2H73ZM145 3H147V2H145ZM2 4H3V3H2ZM6 4H7V3H6ZM6 4H5V6H6ZM21 4H22V2H21ZM24 4H25V3H24ZM97 4H98V3H97ZM117 4H118V0H106V4H105V5H104V6H103L98 12H95V13L93 14V16H94V17H98V16L103 15V14H108V13L110 14L112 7H113L114 5H117ZM3 5H4V4H3ZM3 5H2V7H3ZM54 5H55V4H54ZM80 5H81V3H80ZM141 5H142V4H141ZM143 5H144V4H143ZM143 5H142V6H143ZM145 5H147V4H145ZM94 6H95V5H94ZM96 6H97V5H96ZM100 6H101V5H100ZM147 6H148V5H147ZM69 7L72 8V6H70V3H69ZM89 7H90V6H89ZM130 7H132V6H130ZM0 8H1V7H0ZM7 8H8V7H7ZM36 8H37V7H36ZM36 8H35V9H36ZM54 8H55V7H54ZM54 8H52L51 10H53ZM73 8H74V7H73ZM139 8H143V7H139ZM2 9H4V7H3ZM2 9H1V10H2ZM10 9H11V6H10ZM55 9H56V8H55ZM90 9H91V8H90ZM90 9H88V11H89ZM114 10H115V9H114ZM73 11H75V8H74ZM91 11H92V10H91ZM115 11H116V10H115ZM2 12H4V11L2 10ZM45 12H46V11H45ZM126 12H127V11H126ZM131 12H132V11H130V13H131ZM138 12H139V11H138ZM39 13L41 14L42 12H39ZM83 13H86V11H83ZM113 13H114V12H113ZM134 13H135V12H134ZM86 14H87V13H86ZM90 14H91V13H90ZM131 14H132V13H131ZM135 14H137V13H135ZM135 14H134V15H135ZM115 15H116V14H115ZM128 15H129V14H128ZM134 15H133V16H134ZM4 16H5V15H4ZM111 16H112V14H111ZM130 16H131V15H130ZM80 17H81V16H80ZM98 18H99V17H98ZM135 18H136V16H135ZM135 18L133 17V19H135ZM136 20H137V19H136ZM1 22H2V21H0V23H1ZM97 22H98V24H99V20H98ZM138 22H139V21H138ZM2 23H3V22H2ZM20 23H21V21H20ZM104 23H107V22H104ZM117 23H119V22H117ZM3 24H4V23H3ZM98 24H97V25H98ZM109 24H111V23H109ZM136 24H137V23L134 24V28H135V25H136ZM9 25H10V24H9ZM9 25H8V26H9ZM137 25H138V24H137ZM137 25H136V26H137ZM139 25H140V23H139ZM109 26H111V25H109ZM112 26H113V25H112ZM117 26H119V24H117ZM100 27H101V26H100ZM137 27H138V26H137ZM137 27L135 28L136 30H137ZM140 28H141V27H140ZM1 30H2V29H1ZM117 30H118V29H117ZM81 31H82V30H81ZM108 31H109V30H108ZM131 31H132V33L134 32L133 30H131ZM142 31L145 32L144 30H142ZM142 31H140V30L138 31V30H137V32H142ZM146 31H147V30H146ZM153 31L156 33V30H153ZM153 31H151V36H152V34L154 33ZM158 31H159V30H158ZM161 31H163V30H160V33H164V32H161ZM168 31H169V30H168ZM168 31H167V33L165 32L166 35H167L168 33H170V32H168ZM170 31H171V30H170ZM178 31H179V30H178ZM204 31H205V30H204ZM223 31H225V30H223ZM227 31L229 32L230 30H227ZM237 31H239V30H237ZM244 31H245V30H244ZM254 31H255V30H254ZM262 31H263V30H262ZM262 31H261V32H262ZM0 32H1V31H0ZM112 32H113V31H112ZM117 32H118V31H117ZM117 32H116V33H117ZM143 32H142V34H143ZM173 32H175V31H173ZM173 32H171V33H173ZM179 32H180V31H179ZM179 32H178V33L176 32V34H175V35H176V38H177V35L179 34ZM187 32H188V31H187ZM200 32H201V30H200ZM210 32H212V30H211ZM234 32H236V31L233 30V33H234ZM245 32H246V31H245ZM255 32H256V31H255ZM46 33H47V32H46ZM50 33L53 35V31L50 32ZM110 33H111V31H110ZM121 33H122V32H121ZM147 33H149V31L146 32V37H147ZM158 33H159V32H158ZM160 33H159V34H160ZM171 33H170V35H173V34H171ZM192 33H194V32H192ZM201 33H202V32H201ZM212 33H213V32H212ZM212 33H210L211 35H210V37H209L211 40H212L211 37H212V35H213ZM230 33H231V31H230ZM248 33H249V32H248V30H247V33H245V34L247 35ZM251 33H252V32H251ZM251 33H250V34H251ZM69 34H70V33H69ZM118 34H119V33H118ZM136 34H137V33H136ZM136 34H135V35H136ZM142 34H141V35H142ZM149 34H150V33H149ZM156 34H157V33H156ZM185 34H186V33H185ZM204 34H205V33H204ZM223 34H224V33H223ZM223 34H222V36H223ZM226 34H227V33H226ZM231 34H232V33H231ZM231 34H228V36H230ZM237 34H239V32H238ZM252 34H253V33H252ZM254 34H255V33H254ZM259 34L262 35V33H260V32H259ZM52 35H51V36H52ZM54 35H55V34H54ZM54 35H53V36H54ZM102 35H103V34H102ZM116 35H117V34H116ZM137 35H139V33H138ZM161 35H162V34H161ZM175 35H174V36H175ZM179 35H180V34H179ZM179 35H178V37H179ZM188 35H189V34H188ZM194 35H195V34H194ZM205 35H206V34H205ZM208 35H209V34H208ZM224 35H225V34H224ZM232 35H233V34H232ZM232 35H231V36H232ZM241 35H242V34H241ZM243 35H244V34H243ZM255 35H256V34H255ZM261 35H260V37H261ZM133 36H134V34L132 35V38L135 39ZM151 36H149V37H151ZM153 36H154V35H153ZM163 36L166 37L165 35H163ZM214 36H215V35H214ZM235 36H236V34H235ZM247 36H248V35H247ZM136 37H137V36H136ZM139 37H140V36H138L137 39H138ZM142 37H144V36L142 35ZM157 37H159V36L157 35ZM164 37H163V38H164ZM172 37H173V36H172ZM219 37H221V36H219ZM219 37L217 36V38H219ZM223 37H224V36H223ZM249 37H250V36H249ZM39 38H40V37H39ZM44 38H45V41H46L47 39H46V37H44V36L42 37V39H39V40H41V41H40V47H41V50H42L43 52H44ZM53 38H54V37H53ZM123 38H124V37H123ZM144 38H145V37H144ZM151 38L156 39L155 36H154V37H151ZM166 38H168V37H166ZM173 38H174V37H173ZM193 38H194V37H193ZM195 38H196V37H195ZM201 38L203 39V38H204V35H203V37H200V40H201V41H203V40H204V41H205V40L207 41V40H208V39H203V40H202ZM213 38H214V37H213ZM217 38H216V39H217ZM225 38H226V37H225ZM227 38L230 39V37H227ZM227 38H226V40H227ZM233 38L235 39V41L237 40V36H236V38H235V37H233ZM245 38H246V37H245ZM262 38H264V37L262 36ZM262 38H261V39H262ZM49 39H50V37H49ZM140 39H141V37H140ZM158 39H159V38H158ZM160 39H161V38H160ZM164 39H165V38H164ZM169 39H170V38H169ZM197 39H198V37H197ZM239 39H241V38H239ZM243 39H244V38H243ZM243 39H242V40H243ZM255 39H257V38H255ZM39 40H38V41H39ZM86 40H87V39H86ZM141 40H142V39H141ZM147 40H148V38L146 39V41H147ZM149 40H150V39H149ZM222 40L224 41V39H221V40H220V42H221L220 44H221V45L223 44V43H222ZM226 40H225V42H226ZM231 40H233V39L231 38ZM245 40H247V39H244V41H245ZM54 41H55V38H54ZM133 41H134V40H133ZM146 41L143 39V42H144V43H145ZM154 41H155V40H154ZM161 41H162V39H161ZM161 41H159V42H160V43L158 44L159 46H160V44H161ZM166 41H167V39H166ZM168 41H169V40H168ZM198 41H199V40H198ZM206 41H205V42H206ZM212 41H213V40H212ZM217 41H218V40H217ZM238 41H239V40H238ZM238 41H237V42H238ZM240 41H241V40H240ZM248 41H249V40H248ZM59 42H60V41H59ZM151 42H152V41H151ZM151 42H150V44H153V43H154V45H156L155 43L157 42V40H156V42H153V43H151ZM163 42H164V41H163ZM205 42H204V43H205ZM208 42H209V41H208ZM215 42H216V41H215ZM225 42H224V43H225ZM237 42H236V44H234L235 42H233V45L230 46L229 51L234 50V51L238 54V51H240V50H239V47H238V45H237V44H238ZM246 42H247V41H246ZM48 43H49V42H48ZM55 43H56V41H55ZM60 43H61V42H60ZM60 43H59V45H60ZM65 43H66V42H65ZM65 43H63V44H65ZM80 43H81V42H80ZM141 43H142V42H140L139 45H141ZM144 43H143V44H144ZM147 43H148V42H147ZM147 43H146V45H147ZM164 43H165V42H164ZM168 43L170 44V41H169ZM174 43H175V45H176V42H175V41H174ZM182 43H183V42H182ZM244 43H245V42H244ZM247 43H249V42H247ZM71 44H72V45L74 44V40H73V42H72ZM124 44H125V43H124ZM143 44H142V47H143ZM166 44H167V43H166ZM166 44H165V45H166ZM177 44H178V43H177ZM193 44H194V43H193ZM208 44H210V42H209ZM211 44H212V43H211ZM227 44H228V42H226V45H227ZM229 44H230V43H229ZM75 45H76V44H75ZM92 45H93V44H92ZM125 45H126V44H125ZM125 45H124V46H125ZM134 45H135V43H134ZM144 45H145V44H144ZM148 45H149V44H148ZM148 45H147V46H148ZM171 45H172V44H171ZM175 45H174V46H175ZM181 45H182V44H181ZM195 45H196V44H195ZM195 45H194V46H195ZM205 45H207V42H206ZM212 45H213V44H212ZM57 46H58V44H57ZM57 46H56V47H57ZM90 46H91V45H90ZM98 46H99V45H98ZM156 46H157V45H156ZM156 46H155V47H156ZM176 46H177V45H176ZM176 46H175V47H176ZM209 46H210V45H208V47H209ZM249 46H250V45H249ZM76 47H77V46H76ZM76 47H75V48H76ZM112 47H113V46H112ZM125 47H126V46H125ZM134 47H135V46H134ZM163 47H164V45H163ZM195 47H196V46H195ZM206 47H207V46H206ZM206 47L204 46V48H206ZM210 47H211V46H210ZM216 47H219V46L216 45ZM250 47H251V46H250ZM58 48H59V47H58ZM62 48H63V47H62ZM96 48H97V47H96ZM96 48H94V49H96ZM144 48H146V47H144ZM153 48H154V46H153ZM153 48H148V47H147L148 50L153 49ZM156 48H157V47H156ZM176 48H180V44H179V47L177 46ZM176 48H175V49H176ZM200 48H201V47H200ZM254 48H256V46H254ZM47 49H50V48L47 47ZM138 49H139V48H138ZM138 49H137V50H138ZM147 49H145V51H147ZM157 49H158V48H157ZM157 49H156V50H157ZM194 49H195V48H194ZM207 49H209V48H207ZM207 49H206V50H207ZM211 49H214V50H215L216 48H211ZM57 50H58V51H57V53H55V57H54L53 59H50V60H49V61H50V65H49V66H50V70H51V72L54 73V74L58 71L59 66H60V62L63 60V59L61 60L62 55H65V54H64L65 52L62 53L60 49H57ZM100 50H101V49H100ZM100 50H99V51H100ZM141 50H142V49H141ZM141 50H140V53H141ZM154 50H155V49H154ZM159 50H160V48H159ZM161 50H162V49H161ZM177 50H178V49H177ZM177 50H176V51H177ZM180 50H181V49H180ZM183 50H184V49H183ZM42 51H41V52H42ZM62 51H63V50H62ZM76 51L78 52V48L76 49ZM101 51H102V50H101ZM112 51H113V50H112ZM130 51H131V48H130ZM145 51H144V49L142 50L143 53H144ZM185 51H186V50H185ZM196 51H198V50L196 49ZM45 52H46V51H45ZM102 52H103V51H102ZM137 52H139V51H137ZM147 52H148L147 55L151 54V51H150V52L147 51ZM153 52H154V51H153ZM153 52H152V53H153ZM155 52H156V51H155ZM157 52L159 53V54L157 55L158 58H159V56H160V52H159V51H157ZM172 52H173V51H172ZM186 52H187V51H186ZM206 52H207V51H206ZM212 52H214V51L212 50ZM215 52H216V53H215L216 55H213L214 58L212 57L214 60H213V59L210 60L211 58H209V57L211 56V54H209L210 56L208 55V57H207V55L205 54L206 56H204V57H207L206 59H209L211 62L214 61V64H216L215 61H216V62H217V61H222L221 63L224 62L225 65H228L227 63L230 62V61L228 62V59H229V55H230V54L228 55L226 49H221V48H220L218 51L216 50ZM244 52H245L244 50H243V53H242V51H241V53H242L243 55H244ZM249 52H252V51H249ZM22 53H23V52H22ZM125 53H126V51H125ZM162 53H164V52H162ZM169 53H170V52H169ZM179 53H180V54H181V53L184 54V51L179 52ZM200 53H201V52H200ZM202 53H203V52H202ZM253 53H254V52H253ZM258 53H259V52H258ZM78 54L80 55V54H82V53H79V52H78ZM78 54H76V55H78ZM98 54H99V53H98ZM144 54H146V53H144ZM182 54H181L180 56H183ZM203 54H204V53H203ZM212 54H213V53H212ZM245 54H246V52H245ZM260 54H261V53H260ZM79 55H78V56H79ZM123 55H124V54H123ZM136 55H137V54H136ZM155 55H156V54H155ZM175 55H176V54H175ZM192 55H193V54H192ZM198 55H199V53H198ZM201 55H202V54H201ZM232 55H233V53H232ZM246 55H247V54H246ZM38 56H39V55H38ZM45 56H46V54H45ZM53 56H54V55H53ZM101 56H103V55L101 54ZM144 56H145V55H144ZM149 56H150V55H149ZM152 56H153V55H152ZM164 56H165V55H164ZM164 56H163V57H164ZM241 56H242V55H241ZM251 56H252V54H250V57H251ZM254 56H255V55H253L252 57H254ZM79 57H80V56H79ZM104 57H106V56H104ZM135 57H136V56H135ZM137 57H138V55H137ZM142 57H143V56H141V58H142ZM146 57H147V56H146ZM150 57H151V56H150ZM168 57H169V56H168ZM183 57H185V55H184ZM200 57H201V56H200ZM258 57H259V56H258ZM261 57H262V55H261ZM45 58H46V57H45ZM106 58H107V57H106ZM114 58H115V55H114ZM139 58H140V57H139ZM139 58L137 59V62H140V61H141V60H139ZM153 58H156V56H153ZM166 58H167V57H166ZM175 58H176V57H175ZM185 58H186V57H185ZM190 58H191V57H190ZM192 58H193V57H192ZM198 58H199V57H198ZM244 58H245V56H244ZM246 58H247V56H246ZM255 58H257V56H256ZM262 58H264V57H262ZM30 59H31V58H30ZM121 59H122V58H121ZM177 59H179V58H177ZM199 59H200V58H199ZM201 59H202V61H203V62H202V64H203V63H204V59H203V57H202ZM201 59H200V60H201ZM206 59H205V60H206ZM252 59H254V58H252ZM258 59H259V58H258ZM111 60H112V59H111ZM129 60L133 61L132 58L129 59ZM150 60H151V59H150ZM154 60H155V59H153V61H154ZM157 60H158V59H157ZM200 60H199V61H200ZM230 60H231V59H230ZM256 60H257V59H256ZM263 60H264V59H263ZM63 61H64V60H63ZM143 61H144V60H143ZM151 61H152V60H151ZM190 61H191V63H192V60H191V59H190ZM195 61H196V60H195ZM231 61H233V60H231ZM64 62H65V61H64ZM125 62H126V61H125ZM145 62H146V60H145ZM149 62H150V61H148V63H149ZM155 62H156V61H155ZM178 62H180V60H179ZM186 62H187V61H186ZM193 62H194V60H193ZM70 63L72 64V61H71V60H70ZM114 63H115V60H114ZM133 63H134V62H132V64H133ZM151 63H153L152 66H154V62H151ZM151 63H150V64H151ZM168 63H169V61H168ZM173 63H174V62H173ZM182 63L184 64V62H182ZM188 63H189V62H188ZM191 63H189V64H191ZM194 63H195V62H194ZM194 63H192V65H193ZM196 63H197V62H196ZM200 63H201V62H200ZM221 63H220V64H221ZM224 63H223V64H224ZM71 64H70V65H71ZM115 64H116V63H115ZM118 64H119V63H118ZM141 64H142V61H141L140 65H141ZM150 64H148V66H149ZM202 64H201V65H202ZM210 64H211V63H210ZM214 64H213V65H214ZM231 64H232V63H231ZM46 65H47V64H46ZM66 65L68 66V63H67ZM174 65H176V64H174ZM179 65H180V64H179ZM186 65H187V64H186ZM194 65H195V64H194ZM225 65H223V66H225ZM244 65H245V64H244ZM249 65H250V64H249ZM249 65H248V66H249ZM260 65H261V62H260ZM121 66H122V65H121ZM133 66H134V65H133ZM146 66H147V65H146ZM172 66H173V65H172ZM181 66H182V65H181ZM181 66H179V67H180L181 70H182V67H181ZM261 66H262V65H261ZM47 67H48V65H47ZM117 67H118V65L116 66V68H117ZM143 67H145V66H143ZM150 67H151V66H150ZM176 67H177V66H176ZM179 67H178V68H179ZM187 67H188V65H187ZM190 67H191V65H189V68H188L187 70H189ZM259 67H260V66H259ZM140 68H141V67H140ZM151 68H153V67H151ZM151 68H150V69H151ZM192 68H193V66H192ZM201 68H202V66H201ZM204 68H206V67L203 66L202 71H203ZM225 68H226V67H225ZM239 68H240V67H239ZM241 68H242V67H241ZM247 68H248V67H247ZM142 69H143V68H142ZM167 69H168V68H167ZM171 69H174V70H175L176 68H171ZM195 69H196V68H195ZM197 69H199V67H197ZM244 69H246V68H244ZM251 69H252V67H251ZM255 69H256V68H255ZM259 69H260V68H259ZM2 70H3V69H2ZM36 70H37V69H36ZM108 70H109V69H108ZM115 70L117 71V69H115ZM119 70H120V69H119ZM119 70H118L117 72H119ZM122 70H123V69H122ZM135 70H136V69H135ZM158 70H159V69H158ZM179 70H180V69H179ZM190 70H191V69H190ZM204 70H205V69H204ZM206 70H207V68H206ZM260 70H261V69H260ZM260 70H259V71H260ZM139 71H140V69H139ZM142 71H143V70H142ZM142 71H141V72H142ZM144 71H145V70H144ZM146 71H147V70H146ZM146 71H145V72H146ZM150 71H151V70H150ZM150 71H149V72H150ZM153 71H154V70H153ZM155 71H156V70H155ZM161 71H162V70H160V72H161ZM182 71H183V70H182ZM182 71H181V72H182ZM193 71H194V69H193ZM247 71H248V70H247ZM247 71H246V76L248 75ZM251 71H253V69H252ZM254 71H255V70H254ZM254 71H253V72H254ZM259 71H258V72H259ZM262 71H263V70H262ZM34 72H35V71H34ZM36 72H37V71H36ZM122 72H123V71H122ZM169 72H170V71H169ZM174 72H176V70H175ZM196 72H197V71H196ZM196 72H194V73H196ZM198 72H199V71H198ZM9 73H10V72H9ZM46 73H47V72H46ZM108 73H109V71H108ZM119 73H120V72H119ZM119 73H118L117 75H118V76H121V75H119ZM152 73H154V72H152ZM156 73H158V72L156 71ZM164 73L169 74V73L166 72V71H164ZM170 73H171V72H170ZM203 73H204V72H203ZM205 73H206L205 75H207V74H209L210 72L208 73V72L206 71ZM224 73H225V72H224ZM250 73H251V72H250ZM254 73H255V72H254ZM263 73H264V72H263ZM47 74H48V73H47ZM111 74H112V73H111ZM113 74H114V72H113ZM120 74H121V73H120ZM142 74H143V73H142ZM146 74H147V73H146ZM166 74H165V76H164V75H163V76H162V75L159 76V79H158V81H159V85L161 86V89H162L163 92H165V94H166V92L169 93V94H170V97L172 96V97H174V99L178 100V101H179L178 104L180 105V100H181V99H180V96H179V95H181V94H180V92H181L180 89H182V93H183V95H184V93H185V92L183 91V85H184L185 87H188L189 90L193 93L194 87H191V86H193L192 84L196 85V84L198 83V81H196V78H197V77H196L195 80H194V81L196 82V84H195V82H194V83L191 84V86H186V84H187V85H188V84L190 85V83H186L187 80L184 81L186 78H184V79H182V80L179 81V79H178L179 77L176 78V77H174V76H172V75L170 76V74H169V75H166ZM173 74H174V73H173ZM179 74H180V73H179ZM182 74H183V73H182ZM182 74H181V75H182ZM188 74H189V72H188ZM197 74H198V73H196V75H197ZM213 74L215 75V73H213ZM235 74H236V73H235ZM244 74H245V73H244ZM94 75H95V74H94ZM115 75H116V74H115ZM123 75H124V74H123ZM154 75H155V73H154ZM177 75H178V74H177ZM181 75H180V76H181ZM184 75H186V74L184 73ZM184 75H183V76H184ZM255 75H256V74H255ZM255 75H254V76H255ZM258 75H259V74H258ZM258 75H257V76H258ZM24 76H26V75H24ZM24 76L20 77L18 80L20 81V79L24 78ZM30 76H31V74H30ZM34 76H35V75H33V78H34ZM111 76H112V75H111ZM113 76H114V75H113ZM113 76H112V77H113ZM147 76H148V75H147ZM178 76H179V75H178ZM192 76H194V75H192ZM234 76H236V75H234ZM254 76H253V78L256 77V76H255V77H254ZM259 76H260V75H259ZM95 77H96V76H95ZM121 77H122V76H121ZM125 77H130V75H129V76H125ZM125 77L123 76L122 79L127 80V78H125ZM148 77L150 78L151 75L148 76ZM181 77H182V76H181ZM190 77H191V76H190ZM190 77H189V78H190ZM194 77H195V76H194ZM194 77L191 78V80L194 79ZM238 77H239V76H238ZM240 77H241V79H242V76H240ZM243 77H244V76H243ZM92 78H93V76H92ZM92 78H91V79H92ZM113 78H114V77H113ZM119 78H120V77H119ZM144 78H145V77H144ZM182 78H183V77H182ZM232 78H234V77H232ZM253 78H250V79L252 80ZM256 78H257V77H256ZM36 79H37V78H36ZM87 79L89 80V78H87ZM91 79L88 81V83L91 81ZM95 79H96V78H95ZM97 79H99L98 76H97ZM122 79H120V81H121ZM180 79H181V78H180ZM248 79H249V78H248ZM23 80L26 81L27 79L25 78V79H22L20 82H17V83L19 84L18 86H19L20 88H22V86H23L24 83H25V81H23ZM150 80H151V79H150ZM189 80H190V79H189ZM189 80H188V81H189ZM233 80L236 81V78L233 79ZM233 80H231V81H233ZM242 80H243V79H242ZM99 81H102V80L99 79ZM144 81H145V79H144ZM144 81H143V82H144ZM146 81H147V80H146ZM188 81H187V82H188ZM192 81H193V80H192ZM192 81H191V82H192ZM228 81H229V80H228ZM237 81H238V80H237ZM243 81H244V80H243ZM243 81H241V82H243ZM117 82H118V81H117ZM123 82H124V81H122V84H121V85H123ZM127 82H128V81H127ZM130 82H131V81H130ZM130 82H129V86H130ZM17 83H16V85H17ZM145 83H146V82H145ZM153 83H154V82H153ZM153 83H152V84H153ZM231 83H232V82H231ZM236 83H237V82H236ZM262 83H263V82H262ZM25 84H26V83H25ZM73 84H74V83H73ZM77 84H78V83H77ZM89 84H90V86H92L91 83H89ZM99 84H100V82H99ZM142 84H143V83H142ZM247 84H248V85H247ZM249 84H250L249 82L246 83L247 86H249ZM251 84H252V82H251ZM253 84H254V82H253ZM33 85H35V84L33 83ZM33 85H32V86H33ZM74 85H75V84H74ZM113 85H114V84H113ZM115 85H116V84H115ZM125 85H126V84H125ZM131 85H132V84H131ZM227 85H228V83H227ZM240 85H241V84H240ZM14 86H15V85H14ZM24 86H25V85H24ZM24 86H23V87H24ZM28 86H29V85H27V87H28ZM77 86H78V85H77ZM100 86H101V85H100ZM103 86H104V84H103ZM116 86H117V90H118V87H119L120 85H119V86L116 85ZM197 86L199 87V84H197ZM242 86H244V85H242ZM27 87H26V88H27ZM111 87H112V86H111ZM121 87H122V86H121ZM195 87H196V86H195ZM224 87H225V85H224ZM237 87H238V86H237ZM240 87H241V86H240ZM24 88H25V87H24ZM24 88H23V90H24ZM26 88H25V89H26ZM55 88H56V87H55ZM57 88H58V86H57ZM100 88H101V87H100ZM102 88H103V87H102ZM119 88H120V87H119ZM125 88L127 89L126 86H125ZM128 88L132 89L131 86L128 87ZM142 88H143V87H142ZM142 88H140V91H142V90H141ZM188 88H187V92H188ZM220 88H222V87H220ZM225 88L227 89V87H225ZM231 88H232V87H231ZM258 88H259V87H258ZM260 88H261V87H260ZM263 88H264V87H263ZM28 89H29V88H28ZM28 89H27V90H28ZM78 89H79V88H78ZM121 89H122V88H121ZM130 89H127V90H130ZM135 89H136V88H135ZM154 89H155V88H154ZM195 89H196L195 91H198L197 87H196ZM234 89H236V86H235ZM243 89H244V87H243ZM18 90H19V89H18ZM21 90H22V89H21ZM23 90H22V91H23ZM64 90H66V89H64ZM64 90H62V91H64ZM73 90H74V93H73V94L75 95V93H76V94H77L76 96H77L78 100L81 101V99H80V91L77 90V89H76V90H77V91H76L75 88H74V86H73ZM101 90H102V89H101ZM119 90H120V89H119ZM123 90H124V89H123ZM123 90H122V91H123ZM184 90H185V89H184ZM207 90H208V89H207ZM1 91H2V90H1ZM4 91H5V90H4ZM4 91H2V92H4ZM19 91H20V90H19ZM19 91H18V93H21V91H20V92H19ZM67 91H68V89H67ZM92 91H93V90H92V88H91V92H92ZM103 91H104V89H103ZM134 91H135V90H134ZM179 91H180V92H179ZM199 91H200V90H199ZM203 91H204V90H203ZM215 91H216V90H215ZM218 91H219V90H218ZM226 91H228V90H226ZM238 91H239V90H238ZM238 91H237V92H238ZM241 91H242V89H241ZM254 91H255V92H253V95H254V93H256V89H255ZM262 91H264V90L261 89V92H262ZM24 92H25V91H24ZM24 92H23V93H24ZM64 92H65V91H64ZM105 92H106V91H105ZM105 92H103V93H105ZM116 92H117V91H116ZM119 92H120V91H119ZM119 92H117V97H115V98H117V99H118V93H119ZM132 92H133V91H132ZM135 92H136V91H135ZM135 92H134V93H135ZM137 92H138V90H137ZM163 92H162V93H163ZM204 92H205V91H204ZM229 92L231 93V91H229ZM233 92H234V91H233ZM233 92H232V93H233ZM237 92H236V93H237ZM120 93H121V92H120ZM126 93H128V92H126ZM192 93H191V95H192ZM195 93H196V92H195ZM197 93H200V97L202 96V95H201L202 92H197ZM226 93H227V92H226ZM236 93H235V94H236ZM249 93H250V92H249ZM16 94H17V93H16ZM24 94H25V93H24ZM86 94H87V93H86ZM122 94L124 95V93L119 94V98L121 97L120 95H122ZM139 94H140V93H139ZM159 94H160V93H159ZM185 94H186V93H185ZM187 94H188V93H187ZM189 94H190V93H189ZM202 94H203V93H202ZM213 94H214V93H213ZM233 94H234V93H233ZM239 94H240V93H239ZM3 95H4V94H3ZM17 95H19V94H17ZM20 95H21V94H20ZM20 95H19V97H20ZM22 95H23V94H22ZM105 95H106V93H105ZM105 95H104V96H105ZM112 95H113V93H112ZM112 95H111V96H112ZM115 95H116V94H115ZM115 95H114V96H115ZM130 95L133 96V98H131V99H134V96H136L135 94L132 95V93H130ZM162 95H163V94H162ZM183 95H182V96H183ZM204 95H205V93H204ZM244 95H245V94H244ZM248 95H249V94L246 93V96H248ZM255 95H257V94H255ZM258 95H259V94H258ZM262 95H264V93H262ZM262 95H261V97H263ZM1 96H2V95H1ZM62 96H63V100H62L63 102H62V103H64L63 106L65 105V106L68 108L67 110H69L68 112H69L70 114H72V112H75L76 110H75V111H71V106H72L73 104H72L71 106H69L70 104L68 105L69 102H68L67 100H69V99L66 98L67 96L64 95V93H62ZM104 96L102 95L103 99H104ZM108 96H109V95H108ZM114 96H113V97H114ZM124 96H125V95H124ZM126 96H127V98H128V94H127ZM126 96H125V99H126ZM137 96H138V93H137ZM164 96H165V95H164ZM187 96H188V95H187ZM187 96H185V97H187ZM197 96H198V94H197ZM207 96H209V94H208ZM217 96H218V95H217ZM217 96H216V97H217ZM231 96H232V94H231ZM234 96H235V95H234ZM234 96H233V97H234ZM250 96H251V95H250ZM17 97H18V96H17ZM22 97H23V96H22ZM22 97H20V98L23 99ZM100 97H101V96H100ZM100 97H99L98 95H96V94H94V96H93V98H95V100H96V102H97V105H99V106H100V103H101V102H100ZM105 97H106V96H105ZM165 97L168 99L167 96H165ZM188 97H189V96H188ZM191 97H192V96H190V98H191ZM202 97H203V96H202ZM204 97H205V96H204ZM209 97H210V96H209ZM219 97H220V96H219ZM235 97H236V96H235ZM239 97H240V96H239ZM257 97H258V96H257ZM2 98H3V96H2ZM123 98H124V97H123ZM135 98H136V97H135ZM137 98H138V97H137ZM158 98H159V97H158ZM182 98H183V97H182ZM213 98H215V97H213ZM217 98H218V97H217ZM263 98H264V97H263ZM106 99H108V98L106 97ZM156 99H157V98H156ZM163 99H164V98H163ZM171 99H172V98H171ZM183 99H184V101H185V98H183ZM205 99H206V97H205ZM218 99H219V98H218ZM241 99H242V98H241ZM257 99H259V98H257ZM257 99H256V101H257V103H258V100H257ZM115 100H116V99H115ZM119 100H120V99H119ZM135 100H136V99H135ZM140 100H141V99H140ZM195 100H197V99L195 98ZM234 100H235V98H234ZM234 100H233V98H232V101H234ZM247 100H248V99H247ZM253 100H254V99H253ZM5 101H6V100H5ZM120 101H122V103H124L123 100H120ZM126 101H127V100H126ZM168 101H169V100H168ZM172 101H173V100H172ZM186 101H187V100H186ZM197 101H198V100H197ZM207 101H208V100H207ZM211 101H212V100H211ZM216 101H217V99H216ZM260 101H261V99H260ZM7 102H8V101H7ZM81 102H82V101H81ZM81 102H79L80 104L78 103V104H79V107H82V106H80V105H83V104H81ZM108 102L110 103V100H108ZM118 102H119V101H118ZM130 102H131V100H130ZM136 102H138V100H137ZM139 102H140V101H139ZM169 102H170V101H169ZM175 102H176V101H174V103H175ZM188 102H189V101H188ZM194 102H195V101H194ZM218 102H219V101H218ZM230 102H231V101H229V103H230ZM237 102H240L239 99H238ZM243 102H244V101H243ZM246 102H247V101H246ZM254 102H255V100H254ZM263 102H264V100H263ZM8 103H9V102H8ZM11 103H12V102H11ZM27 103H28V102H27ZM120 103H121V102H120ZM120 103H119V104H120ZM171 103H172V102H171ZM192 103H193V101H192ZM216 103H217V102H216ZM234 103H235V101H234ZM248 103H249V102H248ZM261 103H262V102H261ZM45 104H47V103H45ZM48 104H49V103H48ZM166 104H167V103H166ZM183 104H184V103H183ZM186 104H188V103H186ZM200 104H202V103H200ZM209 104H210V103H209ZM235 104H236V103H235ZM238 104H241V103H238ZM255 104H256V103H255ZM258 104H259V103H258ZM8 105H10V103H9ZM13 105H14V104H13ZM13 105H12V107H13ZM24 105H26V104H24ZM24 105H23V106H24ZM38 105H40V104H38ZM49 105H50V104H49ZM85 105H86V104H85ZM110 105H112V104H110ZM117 105H118V104H117ZM128 105H130V104L128 103ZM133 105H134V104H133ZM135 105H138V104H135ZM176 105H177V104H176ZM184 105H185V104H184ZM192 105H193V104H192ZM245 105H246V104H245ZM245 105H243V106H245ZM252 105H254V104H252ZM252 105H250V106H252ZM262 105H263V104H262ZM262 105H260L261 107H260V106H259V107L262 108V107L264 106V105H263V106H262ZM14 106H15V105H14ZM23 106H22V107H23ZM42 106H43V104H42ZM142 106H144L143 103H142V105H141V108H142ZM172 106H173V105H172ZM182 106H183V105H182ZM185 106H186V105H185ZM185 106L183 107L184 110H185ZM188 106H189V105H188ZM204 106H205V105H204ZM235 106H237V105H235ZM248 106H249V105H248ZM24 107H25V106H24ZM40 107H41V106H40ZM40 107H39V108H40ZM66 107H65V108H66ZM87 107H88V105H87ZM111 107H112V106H111ZM118 107H120V105H119ZM118 107H117V108H118ZM121 107H125V105L123 106V104H122ZM121 107H120V108H121ZM136 107H139V108H140V106H136ZM174 107H177V106H174ZM179 107L181 108V106H179ZM194 107H195V106H194ZM200 107H201V106H200ZM200 107H199V109H200ZM241 107H242V105H241ZM246 107H247V106H245V108H246ZM14 108H15V107H13V110H14ZM18 108H19V107H18ZM83 108H85V107L83 106ZM100 108H101V107H100ZM100 108H99V109H100ZM125 108H126V107H125ZM145 108H146V107H145ZM189 108H190V107H189ZM195 108H196V107H195ZM195 108H194V109H195ZM201 108H202V107H201ZM243 108H244V107H243ZM243 108H241V110H244ZM249 108H250V107H249ZM255 108H256V107H255ZM255 108H254V109H255ZM260 108H259V109H260ZM8 109H9V107H8ZM16 109H17V108H16ZM19 109H20V108H19ZM23 109H26V108H23ZM29 109H31V108L29 107ZM35 109H38V108H35ZM40 109H41V108H40ZM48 109H49V108H48V106H47V109H46V110L44 109L45 112H46ZM50 109H52V108H50ZM81 109H82V108H81ZM87 109H88V108H87ZM101 109H102V108H101ZM122 109H124V108H122ZM133 109H134V108L132 107V110H133ZM175 109H176V108H175ZM44 110H42V111H44ZM72 110H73V109H72ZM88 110H89V109H88ZM126 110H127V109L122 110V112H123V111H126ZM128 110H129V109H128ZM132 110H131V111H132ZM186 110H187V109H186ZM190 110H191V109H190ZM200 110H201V109H200ZM249 110H250V109H249ZM251 110H252V109H251ZM251 110H250V111H251ZM255 110H256V109H255ZM15 111H17V110H15ZM26 111L29 112L28 110H24L22 113H26ZM30 111H33V110L31 109ZM35 111H36V110H35ZM50 111H52V110H50ZM50 111H49V112H50ZM100 111H102V110H100ZM112 111H113L112 114H113V113L115 114L114 108L112 109ZM131 111H130V112L126 111V112L129 113V116L132 115V114L130 115ZM140 111H141V109H140ZM142 111H143V110H142ZM179 111H180V110H179ZM179 111H177V113H178ZM181 111H183V110H181ZM207 111H208V109H206V112H207ZM247 111H248V110H247ZM257 111H258V110H257ZM259 111H260V110H259ZM12 112H13V111H12ZM20 112H21V110H20ZM33 112H34V111H33ZM49 112H47V113H49ZM76 112H77V111H76ZM84 112H85V114H86L88 117H90V118L93 120V124H94L95 122H97V115H96V113L94 112V110L92 111V109H90V111H87L86 108H85ZM102 112L104 113V111H102ZM126 112H125V113H126ZM144 112H145V111H144ZM146 112H147V111H146ZM209 112H210V111H209ZM251 112H252V111H251ZM14 113H15V112H14ZM14 113H13V114H14ZM17 113H18V111H17ZM36 113L38 114L39 111H38V112L36 111ZM52 113H53V112H51V114H52ZM80 113H81V112H80ZM116 113H117V112H116ZM133 113H134V111H133ZM142 113H143V112H142ZM148 113H149V112H148ZM181 113H182V112H181ZM184 113H185V112L183 111V116L185 117L186 114L184 115ZM186 113H189V112L187 111ZM194 113H195V111H194ZM197 113H200V112H197ZM201 113H202V111H201ZM201 113H200V115H201ZM203 113H204V112H203ZM207 113H208V112H207ZM223 113H226V112H223ZM244 113L247 114L246 111H245ZM13 114L10 113V114H9L10 117H11ZM32 114H33V113H32ZM32 114H30V115H32ZM34 114H35V113H34ZM34 114H33V115H34ZM42 114H43V112H42ZM51 114H50V116H51ZM65 114H66V113H65ZM81 114H82V113H81ZM134 114H135V113H134ZM134 114H133V115H134ZM150 114H151V113H150ZM221 114H222V113H220V116H222V119H224V118H223L224 115H221ZM227 114H228V113H227ZM248 114H249V113H248ZM248 114H247V116H248ZM5 115H6V114H5ZM24 115H25V114H24ZM48 115H49V114H48ZM60 115H61V114H59V116H60ZM67 115L70 116L69 114H67ZM73 115H75V114L73 113ZM125 115H126V114H125ZM143 115H145V114H143ZM188 115H189V114H188ZM194 115L196 116V113H195ZM200 115H199V117H200ZM204 115H205V114H202V117H203ZM208 115H211V114L209 113ZM249 115H252V114H249ZM260 115H263V112H261ZM16 116H17V115H16ZM16 116L14 115V117H16ZM25 116H26V117H25V120H24V121H25L26 125L28 126V128H31L32 132H33L34 135L36 136L38 142L40 143L39 145H41L40 147H42L43 150H45V152H49L48 154L50 155V152H52L53 149L56 150L57 147H56V148L53 147V149L51 150V146H52L51 143H52V140H50V141H51V143H50V141L47 139V137L45 138V137L43 136L44 133H43V134H40V131L36 130V129H37V124L34 123V121L32 120V119H33L32 117H31V118H32V119H31V118L27 117L28 115H25ZM36 116L38 117L39 114L36 115ZM40 116H41V115H40ZM45 116H46V115H45ZM50 116H49V118H50ZM55 116H56V115H55ZM55 116L52 114V118L55 117ZM71 116H72V115H71ZM103 116H104V114H103ZM111 116H114V117H115V115H111ZM129 116H128V117H129ZM136 116H137V115H136ZM136 116H135V118H136ZM141 116H142V115H141ZM147 116H148V115H147ZM190 116H191V119H192L193 121H194V119H195V120H196V119H198V120H199V119H200V120L202 119V117H201V118H199V117H198V118H195V117H194V119H193V116H192V115H190ZM197 116H198V115H197ZM205 116H207V115H205ZM225 116H226V115H225ZM18 117H19V116H18ZM46 117H47V116H46ZM73 117H74V116H73ZM73 117H72V118H73ZM79 117H80V116H79ZM79 117H78V118H79ZM114 117H113V118H114ZM116 117H117V116H116ZM123 117H124V116H123ZM126 117H127V116H125V118H126ZM137 117H138V116H137ZM151 117H152V115H151ZM174 117H175V116H174ZM174 117H173V118H174ZM187 117H188V116H187ZM232 117H234V116H232ZM258 117H259V116H258ZM34 118H35V117H34ZM43 118H44V117H43ZM59 118H60V117H59ZM72 118H70V119H72ZM104 118H105V117H104ZM104 118H103V119H104ZM129 118H130V117H129ZM131 118H132V117H131ZM148 118H149V117H147V119H148ZM211 118H212V116H211ZM255 118H256V117H255ZM260 118H261V117H260ZM263 118H264V117H263ZM21 119H22V118H21ZM21 119H19V120H21ZM38 119H40V118H38ZM45 119H46V118H45ZM50 119H51V118H50ZM53 119H54V118H53ZM57 119H58V118H56V120H57ZM61 119H62V118H61ZM61 119H60V120H61ZM114 119H115V118H114ZM152 119H153V118H152ZM176 119H177V118H176ZM176 119H175V120H176ZM182 119H184V118H182ZM187 119H188V118H187ZM217 119H218V118H217ZM220 119H221V118H220ZM220 119H218V120L220 121ZM226 119H227V116H226ZM226 119H224V120L226 121ZM228 119H230V118H228ZM233 119H234V118H233ZM237 119H238V118H237ZM258 119H259V118H258ZM19 120H18V122H19ZM22 120H23V119H22ZM22 120H21L20 122H22ZM54 120H55V119H54ZM126 120H128V119L126 118ZM175 120H174V121H175ZM204 120H205V119H204ZM204 120H202V121L204 122ZM214 120L216 121V119H214ZM230 120H231L232 122H234L232 119H230ZM234 120H235V119H234ZM6 121L8 122V120H6ZM16 121H17V118H16ZM39 121H40V120H39ZM41 121H42V120H41ZM41 121H40V122H41ZM51 121H52V120H51ZM73 121H74V120H73ZM106 121H107V120H106ZM129 121H130V120H129ZM145 121H146V118H145ZM153 121L155 122L154 119H153ZM185 121H186V120H184V122L182 121L184 126H185V124H184ZM205 121H206V120H205ZM219 121H217V122H219ZM231 121H229L230 124H233V123H231ZM256 121H257V120H256ZM260 121H262V119H260ZM52 122H53V121H52ZM61 122H62V121H61ZM66 122H67V121H66ZM77 122H78V121H77ZM112 122H114V121H112ZM112 122H111V123H112ZM131 122H132V121H131ZM154 122H153V123H154ZM156 122H157V125H159L158 120H157ZM156 122H155V123H156ZM177 122H179V120H178ZM189 122H190V121H189ZM194 122H195V121H194ZM198 122H199L200 125H202V124H201V123H202L201 121H198ZM200 122H201V123H200ZM210 122L212 123V119H210ZM240 122H241V121H240ZM244 122H245V121H244ZM11 123H12V122H11ZM25 123L22 124V125L24 126ZM41 123H42V122H41ZM74 123H75V121H74ZM149 123H151V122H149ZM155 123H154V124H155ZM179 123H180V122H179ZM219 123H221V122H219ZM219 123H218V124H219ZM222 123H223V122H222ZM238 123H239V122H238ZM241 123H242V122H241ZM245 123H246V122H245ZM245 123H244V124H245ZM5 124H6V122H5ZM14 124H15V123H14ZM20 124H21V123H20ZM53 124H54V123H53ZM53 124H52L51 126L54 127V125H56V127L59 129V130H57V131H60V127H61L60 122L56 121V124H54V125H53ZM62 124H63V123H62ZM99 124H100V123H99ZM112 124H113V123H112ZM112 124H110L109 122H106L103 126L99 125V126H101V129L99 128V130H102L103 132H106V133H110V134H111L112 131H113L114 126H115L116 128H118V129H119V128L121 129V126H120V123L118 122V120L116 121L115 125H114V124L112 125ZM154 124H153V127L156 126V125H154ZM174 124H175V123H174ZM186 124H188V123H186ZM203 124H204V123H203ZM218 124H217V126H218ZM223 124L227 126L228 123H227V124L223 123ZM255 124H256V122H255ZM9 125H10V124L7 123L6 126L8 127ZM63 125H64V124H63ZM72 125H73V126H75V125L77 126L78 124H76V123L73 124V123H72ZM94 125H96V124H94ZM151 125H152V124H151ZM169 125H170V124H169ZM169 125H168V126H169ZM208 125H209V123H208ZM211 125H212V124H211ZM211 125H210V126H211ZM237 125H238V124H237ZM241 125H242V124H241ZM257 125H258V124H257ZM259 125H260V124H259ZM2 126H3V124L0 125V128H1ZM27 126H24V127H26V129L23 128V130H25V131L30 130V129H27ZM39 126H40V125H39ZM39 126H38V127H39ZM41 126L44 127V125H41ZM99 126H98V127H99ZM170 126H171V125H170ZM190 126H191V124H190ZM190 126H189V128H193V127H190ZM192 126H193V125H192ZM197 126H198V125H197ZM217 126H216V127H217ZM220 126H222V125H220ZM220 126H218V127H220ZM229 126H231V125H229ZM229 126H228V127H229ZM232 126H235V125H232ZM7 127H6V128H7ZM56 127H54V129H55ZM77 127H78V126H77ZM84 127H85V125H84ZM144 127H145V126H144ZM159 127H160V125H159ZM163 127H164V126H163ZM163 127H161V128H163ZM172 127H174V126H172ZM172 127L170 128L171 130H173ZM176 127H177V126H176ZM176 127H174V128L176 129V131H177L176 133H179L180 130L178 131V129H177ZM178 127H179V126H178ZM194 127H195V126H194ZM204 127H205V125H204ZM212 127H213V125H212ZM212 127H211V128H212ZM222 127H224V126H222ZM240 127H242V126H240ZM246 127H247V126H246ZM256 127H257V126H256ZM261 127H262V129H264V128H263V127H264V124H262ZM2 128H3V127H2ZM2 128H1V129H2ZM6 128H5V129H6ZM9 128H10V127H9ZM17 128H18V127H17ZM74 128L76 129V127H74ZM128 128H129V127H128ZM146 128H147V127H146ZM148 128H149V127H148ZM164 128H166V129L168 128V129H169V127H166V126H165ZM180 128H181V127H180ZM200 128H201V127H200ZM233 128H234V127H233ZM233 128H231L232 131H234ZM238 128H239V127H238ZM257 128H258V127H257ZM41 129H42V128H41ZM43 129H45V128H43ZM43 129H42V130H43ZM79 129H80V128H79ZM131 129H132V128H131ZM166 129H165L164 131H166ZM183 129H184V128H183ZM194 129H195V130H196V129L198 130L197 127H195ZM205 129H206V128H205ZM222 129H224V128H222ZM227 129H228V128H227ZM234 129H235V128H234ZM262 129L260 128V131H261ZM9 130H10V129H9ZM9 130H8V131H9ZM11 130H12V129H11ZM11 130H10V131H11ZM64 130H65V129H64ZM76 130H77V129H76ZM89 130H90V129H89ZM99 130H98V131H99ZM133 130H134V129H133ZM171 130H170V131H171ZM202 130H203V127H202ZM219 130H220V129H219ZM258 130H259V129H258ZM6 131H7V130H6ZM6 131H5V133H7ZM10 131H9L8 133H10ZM12 131H13V130H12ZM16 131H17V130H15V133H16ZM46 131H47V130H46ZM55 131H56V130H55ZM79 131H82V130H79ZM85 131H86V130H85ZM85 131H83V132L85 133ZM186 131H187V130H186ZM186 131H185V132H186ZM203 131H205V130H203ZM226 131H227V130H226ZM241 131H242V130L240 129V133H241ZM246 131H248V130H246ZM263 131H264V130H263ZM1 132H2V131H1ZM13 132H14V131H13ZM13 132H12V133H13ZM27 132H28V131H27ZM65 132H67V131L65 130ZM100 132H101V131H99V133H100ZM103 132H102V133H103ZM166 132H167V131H166ZM168 132H169V131H168ZM171 132L175 133L174 131H171ZM171 132H170V133H171ZM209 132H210V131H209ZM224 132H225V131H224ZM227 132H228V131H227ZM227 132H226V133H227ZM230 132H231V131H230V129H229V134H230ZM235 132H236V131H235ZM250 132H252V130H250ZM261 132H262V131H261ZM18 133H19V131H18ZM29 133H30V132H29ZM33 133H31V134H33ZM41 133H42V132H41ZM47 133H49V132H47ZM54 133H55V132H54ZM80 133H81V132H80ZM84 133H81V135H82V134L85 135V134L87 133V131H86L85 134H84ZM102 133H101V134H102ZM176 133H175V134H176ZM196 133H200L199 130H198V132H196ZM206 133H208V132L206 131ZM233 133H234V132H233ZM238 133H239V131H238ZM238 133H237V134H238ZM252 133H253V132H252ZM13 134H14V133H13ZM16 134H17V133H16ZM16 134H15V135H16ZM19 134H20V133H19ZM25 134H26V133H25ZM56 134H59V133H56ZM112 134H113V133H112ZM112 134H111L110 137H111V139L113 140L114 137L112 138V136H114V135H112ZM118 134L120 135V133H118ZM151 134H152V133H151ZM192 134H193V129H192ZM220 134H222V136H223L224 133L221 132ZM8 135H9V134H8ZM45 135L47 136V134H45ZM67 135L69 136V140H70V143H67V144H71V146L74 147V145H72L74 142L72 141V138H71V136L69 135V132H68ZM119 135H118V136H119ZM158 135H159V134H158ZM177 135L180 137L179 134H177ZM207 135H208V134H207ZM227 135H228V133H227ZM238 135H239V134H238ZM241 135H242V134H241ZM241 135H240V136H241ZM251 135H252V134H251ZM255 135H256V134H255ZM5 136H6V134H5ZM16 136H17V135H16ZM25 136H26V135H25ZM55 136H56V135H55ZM86 136H87V135H86ZM173 136H174V135H173ZM178 136H177V137H178ZM219 136H221V135H219ZM225 136H226V135H225ZM234 136H235V135H234ZM240 136H239V137H240ZM247 136H248V135H247ZM247 136H246V133H245V137H246V138H247ZM249 136H250V134H249ZM9 137H10V136H9ZM13 137H14V136H13ZM28 137H29V136H28ZM28 137H27V138H28ZM32 137H33V136H32ZM48 137H49V136H48ZM57 137H58V136H57ZM57 137H55V138L57 139ZM162 137H163V134H162ZM230 137H232V136H230ZM230 137H229V138H230ZM2 138H3V137H2ZM16 138H17V137H16ZM18 138H19V135H18ZM29 138H31V137H29ZM50 138H51V136H50ZM55 138L53 137V139H55ZM66 138H67V137H66ZM97 138H98V137H97ZM108 138H109V137H108ZM127 138H128V136H127ZM138 138H139V137H138ZM223 138H225V137H223ZM223 138H222V137H219V139H220L221 141H223V140H222ZM234 138H237V135H236V137H234ZM240 138L242 139V137H240ZM251 138L254 139V136L251 137ZM251 138H250V139H251ZM257 138H258V136H256V139H257ZM10 139H11V138H10ZM13 139H15V138H12V140H13ZM58 139H60V135H59V138H58ZM82 139H83V138H82ZM85 139H86V137H85ZM101 139H102V138H101ZM117 139H118V138H117ZM136 139H137V137H136ZM161 139H162V138H161ZM177 139H179V138H177ZM227 139H228V138L226 137V141H227ZM231 139H232V138H231ZM231 139H230V140H231ZM243 139H244V137H243ZM258 139H259V138H258ZM258 139L256 140L257 142H258ZM12 140H11V141H12ZM22 140H23V139H22ZM22 140H21V141H22ZM24 140H25V139H24ZM24 140H23V142H24ZM34 140H35V137H34ZM34 140L32 139L31 142L33 143ZM60 140H61V139H60ZM87 140L90 141L89 138H87ZM98 140H99V139H98ZM130 140H131V139H130ZM130 140H129V139H126V137H125L123 134H121L120 137H119V141H117V142L120 143V144H124V143H129V144H131V143H130ZM137 140H138V139H137ZM163 140L165 141L166 138L163 137ZM217 140H218V138H217ZM247 140H248V139H247ZM259 140H260V139H259ZM3 141H4V140H3ZM11 141H10V142H11ZM17 141H20V139H19V140H15L14 142L17 143ZM53 141H55V140H53ZM56 141H57V140H56ZM56 141H55V142H56ZM88 141H87V142H88ZM114 141H116V140H114ZM131 141H132V140H131ZM239 141H241V140H239ZM252 141H253V140H252ZM260 141L262 142V140H260ZM6 142H7V141H6ZM6 142H5V143H6ZM60 142H62V141H59V143H60ZM90 142H91V141H90ZM90 142H88V143L90 144ZM132 142H133V141H132ZM138 142H139V141H138ZM218 142H219V141H218ZM233 142H235V141L233 140ZM236 142H237V141H236ZM241 142H242V141H241ZM241 142H238V143H241ZM247 142H248V141H247ZM261 142H260V143H261ZM18 143H19V145H20V142H18ZM36 143H37V142H36ZM36 143H35V144H36ZM59 143H58V144H59ZM91 143L94 144L93 141H92ZM192 143H194V142H192ZM200 143H202V142H200ZM209 143H210V141H209ZM213 143H214V142H213ZM230 143H231V142H230ZM244 143H246V142H244ZM21 144H23V143H21ZM25 144H26V143H25ZM35 144H34L33 146H36V145H37V144H36V145H35ZM53 144L55 145V143H53ZM63 144H64V143L62 142V145H63ZM92 144H91V147H92ZM139 144H140V142H139ZM188 144H189V143H188ZM188 144L186 143V147H188ZM190 144H191V143H190ZM190 144H189V147H190V148H193L192 146H190ZM195 144H197V142H196ZM203 144H204V143H203ZM215 144H216V143H215ZM223 144H224V143H223ZM249 144H250V143H249ZM252 144H253V143H252ZM252 144H251V145H252ZM258 144H259V143H258ZM261 144H262V143H261ZM261 144H259V145H261ZM0 145H1V144H0ZM7 145H8V143H7ZM9 145H10V144H9ZM9 145H8V146H9ZM16 145H17V144H16ZM16 145H15V146H16ZM26 145H27V144H26ZM102 145H103V144H102ZM104 145H105L106 150L109 151V150H110V146L108 145V143H105ZM133 145H134V144L132 143L131 145H129V147L132 146V147L134 148ZM141 145H142V143L140 144V146H141ZM191 145H193V144H191ZM201 145H202V144H201ZM235 145H236V144H235ZM263 145H264V144H263ZM3 146H4V144H3ZM8 146H7V148H8ZM10 146L12 147V145H10ZM15 146H14V147H15ZM21 146H22V145H20L19 147H21ZM23 146L27 148V146H25V145H23ZM23 146H22V148H23ZM64 146H65V144L63 145V147H64ZM113 146H116V144H114ZM144 146H149V145L144 144ZM144 146H143V145L141 146V147H142V151H144V150H143V147H144ZM194 146H195V145H194ZM204 146H205V145H204ZM204 146H203V147H204ZM212 146H213V144H212ZM212 146H209V147H212ZM239 146H240V145H239ZM242 146H243V145H242ZM246 146H247V145H246ZM1 147H2V146H1ZM4 147H5V146H4ZM61 147H62V146H60V149H61ZM93 147H94V146H93ZM103 147H104V146H103ZM186 147H185V148H186ZM199 147H200V144H199ZM203 147L201 146V148H203ZM253 147H254V145H253ZM260 147H261V146H260ZM263 147H264V146H263ZM263 147H262V148H263ZM9 148H10V147H9ZM9 148H8V149H9ZM12 148H13V147H12ZM17 148H18V147H17ZM17 148H16V149H17ZM26 148H24V149H26ZM34 148H35V147H34ZM36 148H37V146H36ZM74 148H75V147H74ZM89 148H90V147H89ZM105 148H104V149H105ZM114 148H115V147H114ZM133 148H132V149H133ZM145 148H146V147H145ZM150 148H151V147H150ZM150 148L147 147V149H150ZM183 148H184V147H183ZM190 148H189V149H190ZM241 148H242V147H241ZM250 148H251V146H250ZM13 149H14V148H13ZM16 149H15V150H16ZM57 149L60 150L59 148H57ZM64 149H66V148H64ZM64 149L62 148L63 151H64ZM72 149H73V148H72ZM92 149H97V148L94 147V148H92ZM119 149H120V148H119ZM147 149H146V151H147ZM152 149H153V148H152ZM181 149H182V148H181ZM203 149H204V148H203ZM203 149H201V150H203ZM215 149H216V148H215ZM243 149L249 151V149H248V148L245 149L244 146H243ZM256 149H258V148H256ZM10 150H11V148H10ZM15 150H14V151H15ZM22 150H23V149H22ZM29 150H30V149H29ZM41 150H42V149H41ZM43 150H42V151H43ZM74 150H75V149H74ZM97 150H98V149H97ZM138 150H139V149H138ZM138 150H137V151H138ZM190 150H191V149H190ZM196 150H197V149H196ZM196 150H195V148H194V152H195ZM201 150H200V151H201ZM204 150H205V149H204ZM12 151H13V150H12ZM12 151H9V152H12ZM17 151H18V150H17ZM17 151H15L16 154H17ZM20 151H21V149L19 150L18 153H21ZM24 151H25V150H24ZM24 151L22 152V154L24 153ZM66 151H67V150H66ZM75 151H76V150H75ZM94 151H95V150H94ZM146 151H145V152H146ZM153 151H154V150H153ZM183 151H187V150H183ZM211 151H212V150H210V153H212ZM251 151H252V149H251ZM253 151H254V149H253ZM54 152H55V151H54ZM155 152H157V151H154L153 153H155ZM188 152H189V151H188ZM198 152H199V150H198ZM206 152H209V151H208V150H207V151H204V153H206ZM4 153H6V152H4ZM25 153H26V152H25ZM27 153H29V152H27ZM27 153H26V154H27ZM66 153H68V152H65L64 154L66 155ZM77 153H78V152H77ZM91 153H92V152H91ZM94 153H97V154H98V153H99V150L96 151V152H94ZM102 153H103V152H102ZM120 153H121V152H120ZM143 153H144V152H143ZM157 153H158V152H157ZM183 153H186V152H183ZM189 153H190V152H189ZM189 153H188V154H189ZM195 153H197V152H195ZM252 153H253V152H252ZM12 154H14V152H13ZM12 154H10V155H12ZM26 154H25V155H26ZM46 154H47V153H46ZM57 154L59 155V153H57ZM68 154H69V153H68ZM73 154L75 155V153H73ZM97 154H96V155H97ZM109 154H110V153H109ZM144 154L146 155L147 153H144ZM188 154H186L188 157H189V155H190V156L193 155V153H192V154H189V155H188ZM200 154H201V153H200ZM215 154H217V153H215ZM215 154H213V156H211V154H210L211 159H213V161H214V158H213V157H214ZM4 155H5V154H4ZM14 155H15V154H14ZM17 155L19 156V154H17ZM58 155H57V156H58ZM80 155H81V153H80ZM80 155H79V156H80ZM121 155H122V153H121ZM182 155H184V154H182ZM196 155L199 157L198 153H197ZM206 155L209 156V153L206 154ZM6 156H7V155H6ZM23 156H24V154H23ZM43 156H44V155H43ZM122 156H123V155H122ZM146 156H147V155H146ZM157 156H160V155H157ZM194 156H195V154H194ZM203 156H204V155H203ZM203 156H202V157H203ZM216 156L219 157L220 155H216ZM226 156H227V155H226ZM4 157H5V156H4ZM46 157H47V156H46ZM61 157H62V156H61ZM67 157H68V155H67ZM76 157H77V154H76ZM76 157H75V158H76ZM98 157H99V156H98ZM103 157H104V156H103ZM160 157H161V156H160ZM162 157H164V155H163ZM202 157H199V159L202 158ZM206 157H207V156H206ZM68 158H70V157H68ZM75 158L73 157V159H75ZM81 158H82V157H81ZM104 158H105V157H104ZM106 158H107V157H106ZM112 158H114V157H112ZM130 158H131V156H130ZM147 158H148V157H147ZM223 158H224V157H223ZM223 158H222V159H221V158H217L218 160H215V161L217 162V161H219V159H221V160L218 162V164H219V163H223V162H224ZM13 159H14V158H13ZM13 159H12L11 161H13ZM20 159H21V158H20ZM59 159H60V158H59ZM131 159H132V158H131ZM157 159L160 160V158H157ZM183 159L186 160V159H188V158H187V157L184 158V156H183ZM183 159H182V160H183ZM194 159H195V157H194ZM202 159H205V157L202 158ZM206 159L208 160L209 158H206ZM211 159L208 160L209 162H208L207 160H206V162H204L205 160H203V161L200 160V162H204V163H202V164L200 163L201 165H197L198 162L194 160L195 162H197L196 165H197V166H200V168L197 169V168H195L196 166H195V163H194L193 158H192V161H193V162H192V161H191V162H192V164L194 163V166H193V165H192V166L190 165V167H191L192 169H194V170L196 171V173H197V170H198V171L200 170L201 173H202V177H203V176H204L203 174H205V173L207 172V170L210 169V168L212 167V165H211L212 163L210 164V161H212ZM215 159H216V158H215ZM5 160H6V159H5ZM8 160H10L9 157H8ZM18 160H19V159H17V163H20ZM22 160H23V159H22ZM63 160H64V159H62V161H63ZM66 160H67V159H66ZM66 160H64L65 162H63L64 165L67 166L68 169H70V170L73 171L74 168H75V166H77V165H74V164H75V163H74V160H73V162H71V161H69V160L66 161ZM70 160H71V158H70ZM76 160L78 161V159H76ZM88 160H89V158H88ZM95 160H96V158H95ZM109 160H110V159H109ZM159 160H157L156 163H158ZM189 160H190V159H189ZM196 160H198V159L196 158ZM222 160H223V161H222ZM11 161H10V162H11ZM53 161H54V159H53ZM55 161H56V160H55ZM97 161H99V160H97ZM103 161H104V159H103ZM103 161H102V162H103ZM110 161H111V160H110ZM116 161H118V162H117V165L114 163V167H115V165H116V168H117V169H115L113 166L111 167V165H109L108 167H111L112 169L114 168L115 170H118V171H119V172H118L119 176L116 174V176H118L119 179H120V177H123L122 174H124V172H125L127 169H128V171H131V170L133 169V168H132V169L129 170V167H128L127 163L124 162V161H122V162L120 161V163H119V160H116ZM132 161L134 162V160H132ZM186 161L188 162V160H186ZM198 161H199V160H198ZM213 161H212V162H213ZM229 161H230V160H229ZM229 161H228V162H229ZM25 162H26V159H25ZM25 162H24V163H25ZM150 162H152V161H150ZM226 162H227V161H226ZM228 162H227V163H228ZM256 162H257V161H256ZM42 163H43V162H42ZM79 163H80V162H79ZM83 163H84V162H83ZM86 163H87V165H88L90 175L94 176L95 178H96V177L99 178V176H96V175H95L96 172H97V169L99 168V167L97 166V162H95L94 160H90V161H88V162H86ZM105 163H106V162H104L103 164H105ZM108 163H109V161H108ZM152 163H153V162H152ZM176 163H179V162H176ZM180 163H181V162H180ZM227 163H226V164H227ZM230 163H231V162H230ZM249 163H250V161H249ZM11 164H12V162H11ZM20 164H22V163H20ZM58 164H59V163H58ZM76 164H78V163H76ZM81 164H82V163H81ZM81 164H79V165H81ZM110 164H113V163H110ZM183 164L185 165V167L187 166V165H186L187 163L185 164V161H184ZM198 164H199V163H198ZM209 164L211 165L210 167H208ZM228 164H229V163H228ZM241 164H242V163H241ZM241 164H239V165H241ZM246 164H248V163H246ZM3 165H4V164H3ZM84 165H85V164H84ZM151 165H152V164H151ZM151 165H149V166H151ZM153 165H154V164H153ZM153 165H152V166H153ZM158 165H159V167H160V166H161V167L163 166V165H161L160 163H158ZM174 165H175V164H174ZM174 165H173V166H174ZM179 165H180V164H179ZM179 165H178V166H179ZM219 165H220V164H219ZM221 165H222V164H221ZM237 165H238V164H237ZM243 165H244V164H243ZM243 165H241V166L244 167ZM20 166H21V165H20ZM85 166H86V165H85ZM145 166L147 167V165H145ZM175 166H176V165H175ZM181 166H182V164H181ZM214 166H215V165L213 164V167H214ZM216 166H217V165H216ZM222 166H223V165H222ZM222 166H221V167H222ZM233 166H234V164H233ZM248 166H250V164H248ZM1 167H2V166H1ZM18 167H19V166H18ZM48 167L50 168V166H48ZM82 167H83V165H82ZM131 167H133V165H131ZM135 167L138 168V170H139L140 172H144V170H142L143 167H142L138 162H136ZM153 167H154V166H153ZM183 167H184V166H182V168H183ZM193 167H194V168H193ZM228 167H229V166H228ZM242 167H241V168L239 167V168H240L239 170H241ZM255 167H256V166H255ZM258 167H259V166H258ZM258 167H256V168H258ZM10 168H11V167H10ZM12 168H13V167H12ZM21 168H22V167H21ZM23 168L26 169V167H23ZM49 168H48V170H49ZM78 168H79V167H78ZM144 168H145V167H144ZM174 168H175V169H178V168H179V169H178V170H179L178 173L180 172V170H182L181 167H178V168L174 167ZM180 168H181V169H180ZM191 168H190V169H191ZM225 168H226V167H225ZM225 168H224V169H225ZM232 168H233V167H232ZM244 168H245V167H244ZM244 168H243V169H244ZM246 168H247V167H246ZM246 168H245V169H246ZM261 168H262V166L260 165V169H261ZM1 169H2V168H1ZM1 169H0V171H1ZM17 169H20V167L17 168ZM81 169H82V168H81ZM83 169H84V168H83ZM103 169H106V168L103 167ZM112 169H111V170H112ZM147 169L149 170L150 168H147ZM151 169H152V168H151ZM175 169H173V170H175ZM196 169H197V170H196ZM218 169H219V167H218ZM221 169H222V168H221ZM221 169H220V170H221ZM224 169H222V170H224ZM230 169H231V168H230ZM230 169H229V170H230ZM263 169H264V168H262V170H263ZM12 170H13V169H12ZM26 170H27V169H26ZM38 170H39V169H38ZM54 170H55V169H54ZM54 170H53V171H54ZM78 170H80V168H79ZM109 170H110V169H109ZM109 170H108V171H109ZM115 170H114V171H115ZM133 170H134V169H133ZM141 170H142V171H141ZM153 170H154V169H153ZM169 170H170V169H169ZM173 170H171V171H173ZM183 170H184V169H183ZM183 170H182V171H183ZM213 170H216L215 167H214ZM213 170H212V171H213ZM232 170H233V169H232ZM236 170H237V169H236ZM13 171H14V170H13ZM28 171H29V170H28ZM43 171H44V170H43ZM43 171H42V173H43ZM85 171H86V170H85ZM106 171H107V170H106ZM106 171H104V172H106ZM146 171H147V170H145V172H144L145 174L147 173ZM154 171H156V169H155ZM184 171H186V170H184ZM200 171H199V172H200ZM210 171H211V170H209V172H210ZM227 171H228V170H226V173H227ZM233 171H235V170H233ZM260 171H261V170H259V172H260ZM4 172H6V170H5ZM4 172H3V173H4ZM16 172H17V170H16ZM35 172H36V171H35ZM38 172H39V171H38ZM38 172H37V173H38ZM78 172H79V171H77V174L80 176L81 172H84V171L82 170V171L80 172V174H79ZM122 172H123V173H122ZM131 172H132V171H131ZM137 172H138V171H137ZM137 172H136V173H137ZM148 172H149V173H147L146 175L151 174V173H150V170H149ZM158 172H159V171H158ZM165 172H166V171H165ZM173 172H174V171H173ZM215 172H216V171H214V173H215ZM219 172H220V171H219ZM219 172H218V174H219ZM236 172H237V171H236ZM257 172H258V170H257ZM257 172H256V173H257ZM262 172H263V171H262ZM1 173H2V172H1ZM3 173H2V175H4ZM13 173H14V172H13ZM19 173H21V172L19 171ZM26 173H27V172H26ZM40 173H41V172H40ZM97 173H98V172H97ZM115 173H116V172H115ZM153 173H154V172H153ZM156 173H157V172H155V174H156ZM162 173L165 174L163 171H162ZM180 173H181V172H180ZM210 173H211V172H210ZM214 173H213V174H214ZM216 173H217V172H216ZM220 173H221V172H220ZM222 173H224V171H223ZM222 173H221V174H222ZM226 173H224V174H226ZM229 173H230V171H229ZM242 173H243V171H242ZM260 173H261V172H260ZM5 174H6V173H5ZM14 174H15V173H14ZM29 174H30V172H29ZM44 174H45V173H44ZM66 174H69V173H66ZM66 174H63V175H66ZM106 174H107V172H106ZM108 174H109V172H108ZM133 174H134V173L132 172L131 176H133ZM137 174L139 175L140 173H137ZM141 174H143V173H141ZM167 174H168V173H167ZM167 174H165V175L167 176ZM171 174H172V173H171ZM171 174H170L169 176H171ZM190 174H191V173H190ZM206 174H208V173H206ZM206 174H205V175H206ZM232 174H234V173H232ZM236 174H237V173H236ZM17 175H18V176H17ZM17 175H15V177H16V176L19 177V174H17ZM33 175H34V174H33ZM37 175H39V173H38ZM41 175H42V174H41ZM81 175H83V173H82ZM85 175H87V174H84L83 176H84L85 178H87ZM88 175H89V174H88ZM90 175H89V177H90ZM114 175H115V174H114ZM124 175L127 176L126 174H124ZM135 175H136V174H135ZM138 175L135 176V178H138ZM143 175H144V174H143ZM152 175H153V174H152ZM180 175H181V174H180ZM184 175H185V172H184ZM208 175H209V176H206V177L209 178V177H210V174H208ZM257 175H260V174L257 173L255 176H257ZM5 176H7V175H5ZM21 176H23V175H21ZM25 176H26V175H25ZM28 176H29V175H28ZM35 176H36V175H35ZM66 176H68V175H66ZM109 176H110V174H109ZM116 176H115V178H116ZM139 176H140V175H139ZM161 176H162V174H161ZM166 176H164V177H166ZM172 176H173V174H172ZM172 176H171V177H172ZM175 176H176V175H175ZM195 176H197V175H195ZM198 176H200V175H198ZM198 176L195 177V179L201 177V176H200V177H198ZM212 176H213V175H212ZM212 176H211V177H212ZM218 176H219V175H217V176H215V177L218 178ZM222 176H223V175H222ZM224 176H226V175H224ZM231 176H232V175H231ZM9 177H10V176H9ZM9 177H6L7 180H8ZM31 177H32V175H31ZM39 177H40V175H39ZM48 177H49V176L47 175V178H48ZM80 177H81V176H80ZM111 177H113V176H111ZM127 177H128V176H127ZM155 177H156V176H155ZM176 177H177V176H176ZM176 177H175V178H176ZM184 177H185V176H184ZM215 177H214V178H215ZM219 177H221V176H219ZM258 177H259V176H258ZM260 177H261V176H260ZM3 178H4V177H3ZM23 178H24V177H23ZM23 178L21 177L20 179H23ZM44 178H46V177H43V179H44ZM47 178H46V179H47ZM95 178H94V180H95ZM98 178H97V179H98ZM131 178H132V177H131ZM131 178L128 177V180H126L127 178H125V179L123 178V179H124V181L126 180V181H128V182H129V181L131 182ZM143 178H144V176H143ZM151 178H152V177H151ZM153 178H154V176H153ZM156 178H157V177H156ZM156 178H155V179H156ZM158 178H159V177H158ZM161 178H163V176H162ZM189 178H190V177H189ZM208 178H207V179H208ZM223 178H224V177H223ZM226 178H227V177H225V179H226ZM235 178H236V177H235ZM262 178H264V177H262ZM0 179H1V178H0ZM4 179H5V178H4ZM9 179H10V178H9ZM26 179H28V178H25V180H26ZM40 179H41V177H40ZM43 179H41V181H42ZM63 179H64V178H62V181L65 180V179H64V180H63ZM92 179H93V178H92ZM113 179H114V177H113ZM144 179H145V178H144ZM176 179H178V177H177ZM192 179H193V177H192ZM192 179H190V180H192ZM200 179H201V178H200ZM205 179H206V178H205ZM212 179H213V177H212ZM212 179H211V183H213L212 181L214 180V179H213V180H212ZM256 179H261V178H257V177H256V178L253 179V181L256 180ZM7 180H6V181H7ZM15 180H16V179H15ZM25 180H24V181L21 180V181L26 182ZM47 180H48V179H47ZM47 180H46V181H47ZM94 180H93V181H94ZM162 180H163V179H162ZM169 180H170V178H169ZM172 180H173V177H172ZM184 180H185V179H184ZM196 180H197V179H196ZM198 180H199V179H198ZM215 180H216V179H215ZM263 180H264V179H263ZM18 181H19V180H18ZM21 181H20V182H21ZM43 181H45V179H44ZM49 181H50V180H49ZM49 181H48V182H49ZM69 181H71V180H69ZM93 181L91 180L92 183H95V182H93ZM96 181H97V180H96ZM118 181H119V180H118ZM120 181H121V180H120ZM164 181H165V180H164ZM166 181H167V179H166ZM166 181H165V182H166ZM192 181H193V180H192ZM192 181H191V183H192ZM203 181H205V180L202 179V181H200V182H203ZM206 181H209V180H206ZM230 181H231V180H230ZM260 181H262V180H260ZM4 182H5V181H4ZM15 182H16V181H13L12 184L15 183ZM20 182L18 183V186L20 185ZM28 182H30V181H28ZM66 182H67V186H68L69 184H71V183H72V184H71L72 186H73L74 183H75V184H78V185L81 187V191L86 190V187L88 186L87 184H85V185H86V187H85V185H84L85 182H83L82 179H81V178H78V177H74V178L72 179V181L69 182V183H68V180H66ZM100 182H102V179H101ZM112 182H113V181H112ZM133 182H134V181H133ZM136 182H137V181H136ZM160 182H161V181H160ZM177 182H178V181H177ZM179 182H180V181H179ZM256 182H257V180H256ZM263 182H264V181H263ZM6 183H7V182H6ZM26 183H27V182H26ZM26 183H25V185H26ZM36 183H37V182H36ZM46 183H47V182H46ZM52 183H53V182H52ZM63 183H65V181H64ZM92 183H90V184H92ZM106 183H108V182H106ZM121 183H122V182H121ZM188 183H189V182H188ZM188 183H187V184H184V185H189L190 183H189V184H188ZM197 183H199V182H197ZM197 183H196V184H197ZM203 183H204V182H203ZM207 183H208V182H207ZM207 183L205 182V184H207ZM211 183H210V184H211ZM254 183H255V182H254ZM258 183H261V182H257V184H258ZM3 184H4V183H3ZM10 184H11V183H10ZM29 184H30V183H29ZM50 184H51V183H50ZM56 184H57V183H56ZM56 184H55V185H56ZM99 184H101V183H99ZM104 184H105V182H103V185H104ZM113 184H114V183H113ZM194 184H195V183H194ZM200 184H201V183H200ZM205 184H204V185H205ZM213 184H214V183H213ZM252 184H253V183H252ZM252 184H251V185H252ZM13 185H14V184H13ZM37 185H38V184H37ZM61 185H64V184H61ZM92 185H95V184H92ZM111 185H112V184H111ZM197 185H198V184H197ZM197 185H196V186H197ZM208 185H209V184H208ZM251 185H250V186H251ZM253 185L256 186L255 184H253ZM253 185H252L251 187H253ZM22 186H23V183H22ZM27 186H28V184L26 185V187H27ZM33 186L36 187V184L33 185ZM57 186H58V185H57ZM59 186H60V185H59ZM64 186H65V185H64ZM64 186H62V187H64ZM67 186H66V187H67ZM76 186H77V185H74L75 188H77ZM79 186H78V187H79ZM193 186L196 187L195 185H193ZM200 186H201V185H200ZM202 186H203V185H202ZM205 186H207V185H205ZM259 186H260V185H259ZM259 186H256V189H257V187L259 188ZM262 186H264V185L262 184ZM262 186H261V189H263ZM4 187H5V186H4ZM19 187H21V186H19ZM44 187H45V186H44ZM46 187H47V186H46ZM96 187H97V186H96ZM197 187H198V186H197ZM207 187H208V186H207ZM6 188H8L7 185H6ZM10 188H11V187H10ZM16 188H17V187H16ZM29 188H31V187L29 186ZM40 188H41V186H40L38 189H40ZM48 188H49V186H48ZM48 188H47V189H48ZM57 188H58V187H57ZM57 188H56V189H57ZM70 188H71V187H70ZM70 188H69V189H70ZM107 188H109V187H107ZM200 188H201V187H200ZM203 188H205V187L203 186ZM27 189H28V188H26V190H27ZM32 189H34V188H32ZM38 189H34V190H38ZM41 189H43V187H42ZM41 189H40V190H41ZM44 189H45V188H44ZM44 189H43V190H44ZM51 189H54V188H51ZM79 189H80V188H79ZM97 189L99 190V193H100V190L103 189V187L100 185V187H98ZM250 189H251V188H250ZM256 189L254 188V190H256ZM11 190H14V188L11 189ZM40 190H38V193H36V191H35V194H33V196H31V197H33V198L36 199L37 201H40L41 204H42V202L44 203L43 205H44L46 211L48 212L49 216L51 217V218H49V219H52L55 223H57L56 225H58V226L61 227V228H64V227L68 226V225H66V223H65L66 220H65V219L63 220V215H61V212H62L61 210H63L64 208L61 209V208H58L57 206H56V208H55V207H54V203L56 204L58 201L56 200V202H54L53 199H52V200H53L54 203L51 202V201H49V199H47V197H44V196H43V194H45L43 190H41V191H42V194L39 193ZM45 190H46V189H45ZM57 190H58V189H57ZM89 190H90V189H89ZM89 190L87 189V194H89V193H88ZM104 190H105V189H104ZM257 190H258V189H257ZM257 190H256V191H257ZM17 191H18V189H17ZM28 191H29V189H28ZM31 191H33V190H31ZM96 191H97V190H95V194H96ZM251 191H252V190H251ZM13 193H14V191H13ZM22 193H23V191H22ZM22 193H21V194H22ZM33 193H34V191H33ZM63 193H64V191H63ZM113 193H114V192H113ZM252 193H253V191H252ZM16 194H17V196L19 197L18 193H16ZM29 194L31 195L32 193H29ZM75 194H78V193H75ZM100 194H102V193H100ZM24 195H25V194H24ZM71 195H72V194H71ZM110 195H111V194H110ZM112 195H113V194H112ZM112 195H111L112 198H105V197H104V198H102V199L99 198V200H101V203L103 204V206H105L104 209L107 208L106 210H109V212H112L113 215H114V211H115L114 208H115V206H116V205H120V206H121L125 200L123 201V200H121L119 197H118V198H113ZM118 195L121 196V194H118ZM20 196H21V195H20ZM22 196H23V194H22ZM22 196H21V198H22ZM25 196H28V195L26 194ZM46 196H47V194H46ZM57 196H58V195H55V197H57ZM74 196H75V195H74ZM106 196H107V195H106ZM115 196H116V194H115ZM122 196H123V195H122ZM247 196H248V195H247ZM262 196H264V195H261V197H262ZM68 197H69V196H68ZM76 197L79 198L80 195H79V196L76 195ZM85 197H86V196H85ZM107 197H110V196H107ZM116 197H117V196H116ZM245 197H246V196H245ZM249 197H250V196H249ZM249 197H248V200H249L250 198H252V200H253V199H255L256 196H254V197H250V198H249ZM259 197H260V196H259ZM23 198H24V196H23ZM27 198H29V196L26 197V199H27ZM57 198H58V197H57ZM70 198H72V197H70ZM70 198H69V200H71ZM73 198H74V197H73ZM82 198H83V197H82ZM126 198H128V196H127ZM243 198H244V197H243ZM19 199H20V198H19ZM30 199H31V201H32V203H33L32 198H30ZM30 199H29V202H30ZM55 199H56V198H55ZM59 199H60V197H59ZM59 199H58V200H59ZM64 199H65V198H64ZM74 199H75V198H74ZM122 199H123V197H122ZM128 199H129V198H128ZM240 199H241V198H240ZM256 199H258V198H256ZM256 199H255V200H256ZM21 200H22V199H21ZM27 200H28V199H27ZM27 200H26V202H27ZM62 200H63V199H62ZM89 200H90V199H89ZM96 200H98V199H96ZM130 200H131V199H130ZM130 200H129V201H130ZM243 200H245V199H243ZM252 200H251V201H252ZM255 200H254V201H255ZM260 200H261V199H260ZM260 200H259V201H260ZM60 201H61V200H60ZM66 201H67V200H66ZM66 201H65V204H66ZM75 201H76V199H75ZM77 201H78V200H77ZM90 201H91V200H90ZM240 201H241V200H240ZM246 201H247V199H246ZM249 201H250V200H249ZM263 201H264V200H263ZM63 202H64V201H63ZM71 202H73V201H71ZM30 203H31V202H30ZM35 203H36V202H35ZM38 203H39V202H38ZM84 203H85V202H84ZM88 203H89V202H88ZM97 203H100V202L98 201ZM97 203H96V208H97ZM101 203H100V204H101ZM130 203H131V201H130ZM139 203H140V202H139ZM139 203H137V204H139ZM253 203H254V202H253ZM253 203H252V204H253ZM259 203H260V202H259ZM76 204H77V203H76ZM90 204H92V203H90ZM102 204H101V205H102ZM124 204H125V203H124ZM131 204H132V203H131ZM133 204H134V203H133ZM137 204H135V205L137 206ZM150 204H151V203H150ZM154 204H155V203H154ZM154 204H153V205H154ZM168 204H169V203H168ZM242 204H244V203H242V201H241V205H242ZM250 204H251V203H250ZM250 204H249V205H250ZM256 204H257V205H255V207L259 205L258 203H256ZM260 204H262V203H260ZM27 205H28V203H27ZM38 205H39V204H38ZM60 205H61V204H60ZM83 205H87V204H86V203H85V204L82 203V208L84 209V206H83ZM125 205H126V204H125ZM142 205H144V204H142ZM155 205H158V204H155ZM155 205H154V206H155ZM171 205H172V204H171ZM171 205H170V206H171ZM246 205H248V204H246ZM246 205H244V206H246ZM29 206H30V205H29ZM58 206H59V205H58ZM67 206H68V207L70 206V204L68 205V202H67ZM89 206H91V205H89ZM120 206H119V207H120ZM122 206H123V205H122ZM126 206H127V205H126ZM132 206H133V205H132ZM139 206H140V205H139ZM160 206H161V205H160ZM167 206H168V205H167ZM242 206H243V205H242ZM30 207H31V206H30ZM32 207H33V204H32ZM68 207H67V208H68ZM75 207H77V206L75 205ZM75 207H74V208H75ZM85 207H86V206H85ZM171 207H172V206H171ZM180 207H181V206H180ZM239 207H240V206H239ZM246 207H247V206H246ZM252 207H253V206H252ZM38 208H39V206H38ZM74 208H73L72 210H74ZM82 208H81V209H82ZM87 208H88V207H87ZM87 208L84 209V210H87ZM94 208H95V207H94ZM98 208L100 209V208H102V207H98ZM124 208H125V207H124ZM131 208H132V207H131ZM135 208H136V207H135ZM158 208H159V207H158ZM240 208H241V207H240ZM248 208H249V207H248ZM248 208H247V209H248ZM258 208H259V206H258ZM35 209H36V208H35ZM69 209H70V207L68 208V211H70ZM76 209H77V208H76ZM122 209H123V208H122ZM129 209H130V208H129ZM136 209H137V208H136ZM140 209H141V207H140ZM152 209H153L152 212H154V211H155V210H154L155 208H153V206H152ZM152 209H151V210H152ZM162 209H163V208H162ZM171 209H172V208H171ZM179 209H180V208H179ZM255 209H257V207H256ZM29 210H31V209H29ZM36 210H37V209H36ZM72 210H71V211H72ZM90 210H91V207H90V209H89V212L91 213ZM94 210H95V209H94ZM106 210H104V212H105ZM138 210H139V209H138ZM146 210H147V209H145V211H146ZM157 210H158V209H157ZM173 210H174V209H172V211H173ZM206 210H207V209H205V211H206ZM249 210H250V209H249ZM249 210H248V211L246 210V212H245V211H244V212L249 214V213H251ZM252 210H253V208H252ZM10 211H11V210H10ZM37 211H40V210L38 209ZM71 211H70V214H69V215L72 214V216H71V217L69 216L70 218L67 220L70 224H71L72 222H75V221L78 219V217H76L75 214H74L75 211H74L73 213H71ZM78 211L80 212V209H78ZM201 211H203V209H202ZM229 211H230V210H229ZM241 211H243V210H240V213H239V214H242ZM41 212H42V211H41ZM89 212H87V214H88ZM97 212H98V210H97ZM106 212H108V211H106ZM106 212H105V215H107ZM129 212H131V211H128V213H129ZM135 212H137V211H135ZM141 212H142V211H141ZM141 212H140V213H141ZM143 212H144V210H143ZM143 212H142V216L145 215V214H143ZM164 212H165V210H164ZM167 212H168V211H167ZM174 212H175V211H174ZM198 212H199V211H198ZM203 212H204V211H203ZM207 212H208V211H207ZM244 212H243V214H244ZM11 213H12V212H11ZM36 213H37V212H36ZM38 213H40V212H38ZM38 213H37L36 215H38ZM65 213L67 214V212H65ZM65 213H64V218H65ZM99 213H100V212H99ZM116 213H117V212H116ZM140 213L137 214L138 217H139V215H141ZM148 213H149V212H148ZM150 213H151V212H150ZM157 213H158V212H157ZM160 213H161V212H160ZM160 213H158V214H160ZM252 213H253V212H252ZM255 213H256V211H255ZM40 214H41V213H40ZM40 214H39V215H40ZM43 214H44V212H43ZM79 214L81 215L82 213L80 212V213H78L77 215H79ZM87 214H86V215H87ZM108 214H109V213H108ZM132 214H133V213H132ZM155 214H156V213H155ZM155 214H153V215H155ZM201 214H202V213H201ZM204 214H206V212H204ZM228 214H229V213H228ZM232 214H234V213H231L230 215H232ZM86 215H84L83 218H85ZM90 215L93 216V217L96 216V215L93 214V211H92V214H90ZM97 215H98V213H97ZM100 215H101V214H100ZM116 215H117V214H116ZM129 215H130V213H129ZM129 215H128V217H130ZM153 215H152V213H151V217H152ZM156 215H157V214H156ZM156 215H155V216H156ZM165 215H166V214H165ZM165 215H163V216H165ZM219 215H221V214H219ZM219 215H218V216H219ZM230 215H229V216H230ZM253 215H255V214H253ZM40 216H41V215H40ZM98 216H99V215H98ZM101 216H102V215H101ZM110 216H112V215H110ZM149 216H150V215H149ZM166 216H167V215H166ZM224 216H226L225 213H224ZM229 216H228L227 219H230ZM241 216H242V215H241ZM241 216H240V217H241ZM37 217H38V216H37ZM41 217H43V216H41ZM80 217H81V216H80ZM96 217H97V216H96ZM128 217H127V218H128ZM133 217H134V216H133ZM135 217H136V216H135ZM143 217H144V216H143ZM151 217H150V218H151ZM156 217H157V216H156ZM156 217H155V218H156ZM159 217H160V216H159ZM167 217H168V216H167ZM167 217H166V218H167ZM203 217H204V215H203ZM232 217H233V215H232ZM251 217H252V216H251ZM253 217H254V216H253ZM43 218H45V217H43ZM43 218H42V220H43ZM94 218H95V217H94ZM98 218H100V217H98ZM101 218H103V217H101ZM101 218H100V219H101ZM113 218H114V217H113ZM113 218H112V219H113ZM144 218H145V217H144ZM144 218H143V220H144ZM155 218H153L152 221H153ZM160 218H161V217H160ZM224 218H225V217H224ZM224 218H223V219H224ZM241 218L243 219V222H244V221H245L244 218H243V217H241ZM37 219H38V218H37ZM90 219H92V218H90ZM96 219H97V218H96ZM96 219H95V220L92 219V220H93V221H98V220H96ZM120 219H121V218H120ZM131 219H132V218H131ZM141 219H142V217L140 218V220H141ZM234 219H235V218H234ZM234 219H233V221L235 222L236 219H235V220H234ZM245 219H246V217H245ZM40 220H41V219H40ZM47 220H48V219H47ZM79 220H80V219H79ZM82 220H83V219H82ZM101 220H102V219H101ZM101 220H100V221H101ZM114 220L117 221L116 218H115ZM126 220H127V219H126ZM145 220H146V219H145ZM156 220H157V218H156ZM247 220H249V219L247 218ZM102 221H103V223L105 222V220H102ZM128 221H130V220H128ZM138 221H139V220H138ZM147 221L150 222L149 220H146V222H147ZM154 221H155V220H154ZM163 221H164V220H163ZM219 221H220V220H219ZM223 221L226 222V218H225L224 220H222L221 224L223 223ZM39 222H41V221H39ZM45 222H47V221H45ZM234 222H233V223H234ZM237 222H238V221H237ZM237 222H235V224H237ZM47 223H48V222H47ZM47 223H46L45 225H47ZM69 223H68V224H69ZM83 223H84V220H83ZM90 223H91V222H90ZM96 223H98V222H95V224H96ZM105 223H106V222H105ZM133 223H134V222H133ZM140 223H141V222H140ZM142 223H143V221H142ZM218 223L220 224V222H218ZM229 223H230V222H229V220H228V224H229ZM231 223H232V222H231ZM231 223H230V224H231ZM245 223H246V222H245ZM248 223H249V221H248ZM26 224H27V223H26ZM50 224H51V223H50ZM53 224H54V223H53ZM81 224H82V222H81ZM95 224H94V225H95ZM143 224H144V223H143ZM221 224H220V226H221ZM228 224H227V226H229V229H228V230H230L231 227H230V224H229V225H228ZM235 224H234V225H235ZM1 225H3V224H1ZM48 225H49V224H48ZM56 225H55V226H56ZM73 225H74V224H73ZM84 225H85V224H84ZM89 225H90V224H89ZM89 225H88V226H89ZM97 225H99V223H98ZM97 225L93 226V223H92L93 228L98 227ZM104 225H106V224H104ZM114 225H115V224H114ZM114 225H113V226H114ZM144 225H145V224H144ZM223 225H224V224H223ZM223 225H222V227H224ZM232 225H233V224H232ZM234 225H233V227H234ZM42 226H43V225H42ZM53 226H54V225H53ZM69 226H70V225H69ZM77 226L79 227V225H76V227H77ZM106 226H107V225H106ZM111 226H112V225H111ZM113 226H112V227H113ZM220 226H219V227H220ZM239 226H240V225L238 224V227H239ZM241 226H243V225H241ZM27 227H29V226L27 225ZM43 227L45 228L46 226H43ZM48 227H49V226H47L46 229H48ZM78 227H77V228H78ZM90 227H91V226H90ZM109 227H110V226H109ZM115 227H116V226H115ZM144 227H145V226H144ZM144 227H143V228H144ZM225 227H226V224H225ZM225 227H224V228H225ZM236 227H237V225H236ZM4 228H6V227H4ZM51 228H52V226H51ZM53 228H56V227H53ZM66 228H67V227H66ZM73 228H74V226H73ZM81 228H83V226H81ZM91 228H92V227H91ZM159 228H162V227H159ZM217 228H218V227H217ZM220 228H221V227H220ZM243 228H245V227H243ZM71 229H72V228H71ZM100 229H101V228H100ZM147 229H148V228H147ZM155 229H156V228H155ZM157 229H158V228H157ZM165 229H166V228H165ZM181 229H182V231L184 230L183 228H181ZM225 229H226V228H225ZM48 230H50V227H49ZM65 230H66V229H65ZM67 230H70V229H67ZM72 230H73V229H72ZM74 230H75V228H74ZM74 230H73V231H74ZM78 230H79V229H78ZM81 230H82V229H80V231H81ZM88 230H89V228H88ZM93 230H94V229H93ZM106 230H107V228H105L102 232L104 233V231H106ZM108 230H109V229H108ZM110 230H111V229H110ZM143 230H146V229H143ZM152 230H153V229H152ZM171 230H172V229H170L169 231H171ZM218 230H219V229H218ZM218 230H216V231H218ZM220 230H223V231L225 232L224 229H220ZM220 230H219V231H220ZM8 231H9V233L11 234V231H10V230H8ZM8 231H7V232H8ZM17 231H18V230H17ZM20 231H21V230H20ZM98 231H100V230H98ZM146 231H147V230H146ZM157 231H158V230H157ZM161 231H162V230H161ZM165 231H166V230H165ZM173 231H174V230H173ZM50 232H51V230H50ZM52 232H55L54 229L52 230ZM52 232H51V233H52ZM69 232L72 233V231H69ZM89 232H90V231H89ZM93 232H94V231H93ZM95 232H97V229H95ZM102 232H100V233L102 234ZM108 232H110V231H108ZM154 232H155V231H154ZM158 232H159V231H158ZM167 232H168V231H167ZM167 232H166V233H167ZM171 232H172V231H171ZM178 232H179V231H178ZM9 233H8V234H9ZM17 233H18V232H17ZM17 233H16V234H17ZM19 233H20V232H19ZM64 233H65V232H64ZM78 233H80V232H78ZM78 233H77V235H76L77 238H78L79 235H80V237L82 236L81 233H80V234H78ZM84 233H87V231L84 232ZM98 233H99V232H98ZM147 233H149V231H148ZM176 233H177V231H176ZM176 233H175V235H176ZM218 233H219V232H218ZM222 233H223V232H222ZM222 233H219V234L221 235V237L223 236ZM62 234H63V233H62ZM66 234H67V233H66ZM66 234H65V235H66ZM73 234H74V233H73ZM94 234H95V233H94ZM101 234H100V236H103V235H101ZM119 234H120V233H119ZM150 234H151V232H150ZM154 234H155V233H154ZM173 234H174V233H173ZM173 234H172V235H173ZM177 234H179V233H177ZM223 234H224V233H223ZM88 235H89V234H88ZM98 235H99V234H98ZM121 235H124V233L121 234ZM121 235H120V236H121ZM148 235H149V234H148ZM152 235H153V234H152ZM170 235H171V233H170ZM170 235H169V236H170ZM181 235H182V234H181ZM185 235H186V234L184 233L183 236H185ZM216 235L218 236L217 232H216ZM216 235H214V236H213L214 238H211V239H212V240L215 239V236H216ZM220 235H219V236H220ZM224 235L227 236V234H224ZM229 235H231L230 238L232 239L233 235L230 234V233H229ZM17 236H18V234H17ZM20 236H21V235L18 236L19 239H21ZM74 236H75V234H74ZM89 236H90V239H91V236H92L91 233H90ZM153 236H154V235H153ZM178 236H180V235H178ZM183 236H182V237H183ZM217 236H216V237H217ZM60 237H61V236H60ZM64 237H66V236H64ZM64 237H61V238H64ZM67 237H68V236H67ZM72 237H73V236H72ZM83 237H84L87 241H89V242L91 241V240L88 238L87 235H86V236L84 235ZM83 237H82V238H83ZM98 237H99V236H98ZM117 237H118V235H117ZM171 237H173V236H171ZM176 237H177V235L175 236V238H176ZM227 237H228V236H227ZM234 237H235V236H234ZM9 238H12V237L9 236ZM93 238H94V237H93ZM95 238H96V236H95ZM104 238H105V237H104ZM106 238H107V237H106ZM119 238H120V237H119ZM119 238H118V240H119ZM121 238H122V236H121ZM121 238H120V239H121ZM180 238H181V237H180ZM218 238H219V237H218ZM222 238L224 239L225 237L223 236ZM228 238H229V237H228ZM7 239H8V238H7ZM7 239H6V240H7ZM12 239H13V238H12ZM19 239H18V240H19ZM59 239H60V238H59ZM65 239H66V238H64V240H61V241H67V240H65ZM67 239H68V238H67ZM74 239H75V238H74ZM171 239H172V238H171ZM184 239H185V238H184ZM231 239H229V240H231ZM234 239H235V238H234ZM6 240H5V241H6ZM10 240H11V239H10ZM21 240L23 241V239H21ZM28 240H29V239H28ZM30 240L32 241L33 239L31 238ZM71 240H72V239H71ZM104 240H105V239H104ZM123 240L126 241V239H123ZM142 240H144V239H142ZM216 240H217V239H216ZM224 240H226V239H224ZM235 240H236V239H235ZM15 241H16V240H15ZM19 241H20V240H19ZM31 241H30V242H31ZM34 241H35V240H34ZM37 241L39 242L40 240H37ZM37 241H35L36 244H38ZM68 241H69V240H68ZM102 241H103V240H102ZM110 241H111V240H110ZM112 241H113V240H112ZM119 241H120V240H119ZM174 241H176V240H174ZM174 241H173V242H174ZM186 241H188V240H186ZM213 241H215V240H213ZM220 241L223 242L222 239H221ZM226 241H227V240H226ZM236 241H237V240H236ZM239 241H240V240H239ZM239 241H238V242H239ZM13 242H14V240H13ZM13 242H12V243H13ZM20 242H21V241H20ZM25 242H26V241H25ZM27 242H28V241H27ZM35 242H34V243H35ZM75 242H78L77 239H76ZM81 242H82V241H81ZM85 242H86V241H85ZM85 242H84V243H85ZM104 242L107 243L106 240H105ZM108 242H109V241H108ZM141 242H142V241H141ZM143 242H145V241H143ZM143 242H142V243H143ZM146 242H147V241H146ZM153 242H154V244H155L156 240H154ZM157 242H158V241H157ZM157 242H156V243H157ZM177 242H179V241H177ZM182 242H183V240H182ZM195 242H196V241H195ZM233 242H234V241H232V243H233ZM14 243H15V242H14ZM34 243H33V245H34ZM39 243H40V242H39ZM67 243H68V242H67ZM97 243H98V242H97ZM97 243H96V244H97ZM102 243H103V242H102ZM110 243L114 244L113 242H110ZM129 243H130V242H129ZM160 243H161V242H160ZM183 243H184V242H183ZM183 243H182V244H183ZM208 243H209V242H208ZM219 243H220V242H219ZM225 243H227V242L224 241L223 244H225ZM230 243H231V242H230ZM3 244H4V243H3ZM21 244H22V243H21ZM24 244H25V243H24ZM28 244H30V243H28ZM28 244H27V245H28ZM31 244H32V243H31ZM36 244H35V246H36ZM74 244H75V243H74ZM80 244H82V243H80ZM88 244L90 245V243H88ZM88 244H87V245H88ZM96 244H95V245H96ZM100 244H101V243H100ZM108 244H109V243H108ZM108 244H105V245L107 246ZM131 244H132V242H131ZM143 244H144V243H143ZM161 244H162V243H161ZM187 244H188V243H187ZM187 244H186V245H187ZM189 244H190V243H189ZM191 244H192V243H191ZM216 244H217V243H216ZM228 244H229V241H228ZM236 244H237V243H236ZM236 244L234 243V246H235V247H236ZM241 244H242V243H240V245H241ZM263 244H264V243H263ZM9 245H11V244H9ZM27 245H26V246H27ZM64 245H65V244H64ZM71 245H73V243H72ZM71 245H70V246H71ZM78 245H79V244H78ZM84 245L86 246V244H84ZM84 245H83V246H84ZM89 245H88V246H89ZM93 245H94V244H93ZM93 245H92V246H93ZM102 245H104V243H103ZM127 245H128V244H127ZM156 245H157V244H156ZM158 245H160L159 242H158ZM163 245H164V244H163ZM183 245H184V244H183ZM206 245L209 246V245H211V244H206ZM240 245H239V247H240ZM243 245H244V244H243ZM23 246L25 247V245H23ZM23 246H22V247H23ZM29 246H30V245H29ZM29 246H28V248H29ZM38 246H39V245H38ZM65 246H66V245H65ZM74 246H75V245H73V247H74ZM110 246H111V245H110ZM144 246H145V245H144ZM164 246H165V245H164ZM189 246H190V245H189ZM196 246H197V244H196ZM208 246H207V247H208ZM225 246H226V245H225ZM230 246H231V245H230ZM234 246H233V247H234ZM31 247H32V245H31ZM79 247H81V246H79ZM96 247H97V246H96ZM101 247H102V246H101ZM103 247H104V246H103ZM103 247H102V248H103ZM149 247H150V246H149ZM152 247H153V246H152ZM159 247H160V246H159ZM186 247H187V246H186ZM211 247L213 248V246H211ZM211 247H209V248H211ZM228 247H229V245H228ZM241 247H242V246H241ZM241 247H240V248H241ZM243 247H244V246H243ZM243 247H242L241 249H244ZM262 247H263V245H262ZM46 248H48V247H46ZM67 248H69V247H67ZM74 248H75V247H74ZM74 248H73V249H74ZM77 248H78V247H77ZM77 248H76V249H77ZM94 248H95V247H94ZM102 248H99V247H98L99 250L96 249L97 251L94 249V250L97 252V255H98V251H100V250L102 251ZM107 248H108V246H107ZM111 248H112V246H111ZM111 248H110V249H111ZM154 248H155V247H154ZM154 248H153V250H154ZM165 248H166V247H165ZM195 248H196V247H195ZM212 248H211V249H212ZM218 248H220V247H216L217 250H218ZM255 248H256V247H255ZM255 248H254V249H255ZM263 248H264V247H263ZM263 248H262V249H263ZM29 249H31V248H29ZM33 249H36V248L33 247L32 250H33ZM39 249H40V248H39ZM42 249H43V247H42ZM48 249H49V248H48ZM48 249H47V250H48ZM79 249H80V248H79ZM85 249H86V248H85ZM92 249H93V248H92ZM113 249H114V248H113ZM187 249H189V248L187 247ZM187 249H186V250H187ZM220 249H221V248H220ZM225 249H226V248H225ZM237 249H238V251H239V248H237ZM241 249H240V250H241ZM24 250H25V248H24ZM69 250H70V249H69ZM69 250H68V251H69ZM71 250H72V249H71ZM80 250H81V249H80ZM90 250H91V249H90ZM105 250H106V248H105ZM107 250H108V249H107ZM133 250H134V249H133ZM135 250H136V248H135ZM158 250H160V249H158ZM161 250L163 251V249H161ZM257 250H258V249H257ZM257 250L255 249V251H253V252H257ZM25 251H26V250H25ZM28 251H31V250H28ZM34 251H35V250H34ZM74 251H75V250H74ZM76 251H77V250H76ZM103 251H104V250H103ZM136 251H137V250H136ZM149 251H150V249H149ZM155 251H156V250H155ZM155 251H154V252H155ZM195 251H196V250H195ZM225 251H226V250H225ZM225 251H224V252H225ZM227 251H229V250H227ZM231 251H232V250H231ZM242 251H243V250H242ZM44 252H45V254H43V255H46V251H44ZM69 252H71V251H69ZM72 252H73V250H72ZM83 252H84V251H83ZM87 252H89V254H85V255H87L88 258L90 257V260L93 259L92 257H93L94 255H92V254L95 253V255H96V252H94V253L91 252L92 254H90V251H88V249H87ZM104 252H105V251H104ZM107 252H108V251H107ZM159 252H160V251H159ZM159 252H158V253H159ZM192 252H193V251H192ZM192 252H191L190 254H192L193 259H195V258H194V254H193ZM243 252H244V251H243ZM259 252H260V251H259ZM73 253H74V252H73ZM76 253H78V251H77ZM84 253H86V251H85ZM84 253L82 254V256L84 255ZM105 253H106V252H105ZM135 253H136V252H135ZM135 253H134L135 256H136L137 254H139V253H136V254H135ZM158 253H157V254H158ZM184 253H185V252H184ZM187 253H189V251H188ZM197 253H198V252H197ZM227 253H228V252H227ZM230 253L234 254L235 252H230ZM237 253H238V252H237ZM245 253H246V252H245ZM71 254H72V253H71ZM74 254H75V253H74ZM100 254H101V253H99V257H102ZM110 254H111V253H110ZM149 254H150V253H149ZM155 254H156V253H155ZM224 254H225V253H224ZM228 254H229V253H228ZM228 254H227V256H228ZM235 254H236V253H235ZM235 254H234V255H235ZM240 254H242L241 251H240ZM246 254H247V253H246ZM256 254H258V253H256ZM256 254H255V255H256ZM41 255H42V254H41ZM76 255H77V254H76ZM97 255H96V257H97ZM106 255H108V254H106ZM111 255L113 256L114 254H111ZM151 255H152V254H151ZM183 255H184V254H183ZM183 255H182V257H183ZM195 255H196V254H195ZM206 255H207V254H206ZM244 255H245V254H244ZM247 255H248V254H247ZM258 255H259V254H258ZM72 256H73V254H72ZM74 256H75V255H74ZM79 256H80V255H79ZM91 256H92V257H91ZM115 256H116V254H115ZM121 256H124V255H121ZM139 256H140V255H139ZM180 256H181V254H180ZM204 256H205V255H204ZM207 256H208V255H207ZM231 256H232V255H231ZM231 256H229V257H231ZM249 256H250V255H249ZM253 256H254V255H253ZM253 256L251 257L252 259H253ZM6 257H9V256H6ZM6 257H4L5 259H4V258H3V259H4V260H7ZM14 257H15V256H14ZM77 257H78V256H76V258H77ZM104 257H105V258H106V257L108 258L109 256H104ZM117 257H118V254H117L116 258H117ZM119 257H120V256H119ZM119 257H118V258H119ZM162 257H164V255H163ZM184 257H185V256H184ZM195 257L197 258V256H195ZM209 257H210V256H209ZM236 257H237V256H236ZM238 257H239V256H238ZM238 257H237V258H238ZM0 258H1V257H0ZM79 258H80V257H79ZM105 258H98V259L100 260V259H105ZM109 258H111V256H110ZM121 258H123V257H121ZM132 258H133V257H132ZM185 258H186V257H185ZM191 258H192V257H191ZM206 258H207L208 260H210L208 257H206ZM206 258H204V259L206 260ZM221 258H222V257H221ZM224 258H226V256H225ZM237 258H236V259H237ZM240 258H241V257H240ZM261 258H262V257H261ZM10 259H13V258H10ZM26 259H27V258H26ZM74 259H75V258H74ZM83 259H86V257H83ZM111 259H112V258H111ZM113 259H114V257H113ZM241 259L244 260V258H241ZM248 259H249V258H248ZM1 260H2V259H1ZM22 260H23V258H22ZM24 260H25V259H24ZM24 260H23V261H24ZM28 260H29V258H28ZM81 260H82V259L80 258V261H81ZM108 260H109V259H108ZM120 260H121V259H120ZM184 260H185V259H184ZM184 260H183V261H184ZM221 260H222V263H224V262L226 261L224 264H226V263L228 262V260H225L224 262H223V259H221ZM231 260H233V257H232ZM231 260H229V261H231ZM239 260H240V259H239ZM245 260H246V259H245ZM245 260H244V261H245ZM2 261H3V260H2ZM26 261H27V260H26ZM75 261H76V260H75ZM88 261H89V260H87V262H88ZM93 261H94V260H93ZM97 261H98V260H97ZM97 261H95V262L97 263ZM100 261H101V262L103 261V264L105 263L104 260H100ZM122 261H123V260H122ZM180 261H181V260H180ZM186 261H188V260H186ZM186 261H185V262H186ZM195 261H196V264H197V261H200V260L197 258V260H195ZM240 261H241V260H240ZM246 261H247V260H246ZM251 261H252V260H251ZM253 261H254V260H253ZM253 261H252V262H253ZM0 262H1V261H0ZM8 262H9V259H8ZM19 262H20V260H19ZM83 262H84V261H83ZM83 262H82V263H83ZM101 262H100V263H101ZM129 262H130V261H129ZM141 262L143 263V261H141ZM201 262H202V261H201ZM260 262H262V260H259L258 263L260 264ZM263 262H264V261H263ZM20 263H21V262H20ZM76 263H78V262H76ZM79 263H80V262H79ZM84 263H85V262H84ZM84 263H83V264H84ZM106 263H107V262H106ZM137 263H139V262H137ZM182 263H183V262H182ZM188 263H189V262H188ZM188 263H187V264H188ZM191 263H192V261H191ZM194 263H195V262H194ZM204 263H205V261L203 262V264H204ZM209 263H211V260H210ZM228 263H229V262H228ZM232 263H233V262H232ZM236 263H237V261H236ZM243 263H244V262H243ZM253 263H254V262H253ZM258 263H256V264H258ZM97 264H99V263H97ZM101 264H102V263H101ZM143 264H144V263H143ZM184 264H185V263H184ZM189 264H190V263H189ZM201 264H202V263H201ZM229 264H230V263H229ZM246 264H247V263H246Z\"/></svg>",
    "mask_w": 264,
    "mask_h": 264
}]
</instances>
